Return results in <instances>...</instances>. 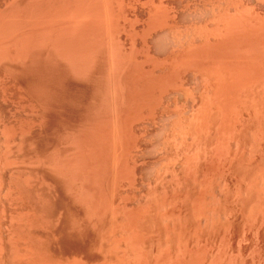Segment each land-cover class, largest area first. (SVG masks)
Instances as JSON below:
<instances>
[{
	"label": "bare ground",
	"instance_id": "bare-ground-1",
	"mask_svg": "<svg viewBox=\"0 0 264 264\" xmlns=\"http://www.w3.org/2000/svg\"><path fill=\"white\" fill-rule=\"evenodd\" d=\"M185 0H0V264H82V263H85V261L82 259L81 261V258L78 260L77 259V256H76V253L74 252L75 250L73 249L75 246H73V248L69 249L67 248L66 252L64 249L60 250L62 247L61 245V242L62 244L64 245V248L66 249V246H65V241L67 240H70L69 242H72L74 240L76 234V224L75 222L77 223V221H75V217H71V221H67V226L65 227V229L63 230L61 228V226L63 225V223H65L64 221H61L62 220V216L59 214V209H57V205L59 206L58 204V198L60 197L59 196V190L62 188H58L59 186V183L62 181L64 185V188H65V191L67 192L66 195H69L72 196L75 200H77V189L80 190L83 185L86 186L85 184L80 185L81 188H77L76 189V185H78L79 182H82L81 179H83L82 177H84L85 175L88 174L90 170V168L93 167V165L95 166V162H98V161H102V158H100L101 160H98V154H95L97 157V160H90L89 161V156H87L86 158L88 159V161L85 160V163L84 160H80L82 161L81 163L83 164H86V165H83L80 163V161L78 160V155H75L77 156V158H72L70 160L71 157H69V159H67V162H66V159H64L63 161L60 158L59 159V154H56L52 157V159L47 163L43 164V166H41V158H37L39 159V166L37 165H33V163L31 164V161H32V157L29 158L30 155H33V154H30L29 152H27L26 150H23V145L24 142L27 140V136L29 134L32 133L33 131V125L34 123H37L38 119L36 120L37 122H31V115L34 111V109L31 110L30 106H29V109L32 111L31 112V115L29 116L27 113L29 112L30 113V110L26 113V112H23L25 113V115H28L27 118H24V120L26 119L28 122H31V125L30 123H19L21 125L19 126H15L12 125V123H7L5 120H4V117L6 118L9 114H12L13 111H15L14 113H16L18 116L20 114H23L20 112V114H18L16 111H18L19 109H11L13 106V104L15 103L16 104V101L18 100L17 98H19V100H22L20 99V93L19 90H22L24 88H26V86H24L23 88V85L25 84V82L20 85H22V89L21 87H19L18 89L16 87H18V83H13V86L14 84L17 86H14L18 91H14L16 90L15 88H13L12 86V83H11V76L13 74H16V75H20L23 73L21 71H24V68L31 63V66H33L32 62L35 63L36 62V66L38 67V65H40V68H41V64L39 63L41 58H43V63L44 60H46L48 63H50V65L46 64L47 67L50 66L48 68V70L52 68L55 70H58L57 68L61 67L65 70L64 73H66L67 75V78L68 76L69 77H72V78H81L80 80H83L79 82H83L85 79L86 80H89L90 82V79L91 80H94L96 79V77H99L100 75H96L95 76V69L96 68H102L104 69L103 71H105L104 73H106L105 77L107 79H104V77L100 76L101 79L103 78V80L100 79L99 77V80H101L102 82H106L105 80H107V85H102L101 81L97 80L99 83H98V86H103L101 88H99L100 90L102 89V93L101 94V98L98 100V102L100 101L101 103L103 102L104 104L105 103H108L107 105H103L107 106V108L110 106L109 104H112L113 101L116 102V101H120L121 99H119L121 97V95L125 92V91H129V89L131 90L130 92L132 93H128L129 96H125V97H130V95L132 94V97H133V94H135L134 92V89L132 91V86L134 87V85H129L127 86L128 84H130L128 81V79L125 78V76L127 77H130L131 76V79L133 76H136V78L134 79L136 81V86H138L139 84V89L142 90L141 88V83L143 84V88H144V85H145V90L143 89V91H146L148 89V94H149V90L152 91V92H155L153 93V95H150L149 97L147 96H144L145 93L143 91H141L139 93L140 96H144L143 97V100L145 101L146 99H149L147 101H149V104L148 102L144 103V104H141L140 103V99L142 97H140L137 94H135L136 97H138L139 99H137L135 96V101L132 100V98H130L128 100V98L126 99L124 96V94H126L127 92H125L122 97L125 98V100H127L128 102L130 101H133L132 103H136V107L137 105L142 107V106H146V107H150L148 105H153L154 106V99L157 95H159L158 92H160L162 89V91L160 92L161 95H165L167 93V91L171 88V91L172 92V95H174L175 99L177 98L176 96L179 97V95L181 94L183 97L185 96L184 93L187 94V91L184 92V89H183V86L185 87V89L189 90L190 88H186V83H183L180 81V79L182 78V74L178 76V74H174V72H170L171 71V68H175V62L173 63V67H171V64L170 62L166 61L165 63H163L164 58L166 56H164L163 58V61L161 64V66L157 65V66H152V65H148V62H147V66L145 63L147 60H150L151 57H153L149 51L146 52V48H144L145 46H148L146 45L147 42L149 41L148 38H153V36H159V34L162 35V33L166 34L171 32V30H169V28H171V24H173V20L174 19H177L175 18V14H174V10H175V7H177L176 4L180 5L184 2ZM193 1V0H192ZM219 4H216L218 2H216V6L218 7L219 5V8L222 6L224 7V5L220 6L222 3L221 1L222 0H219ZM226 2L228 0H225ZM230 1H228V4H230ZM234 0H232L231 2H233ZM242 1H245V0H242ZM248 1V0H247ZM245 1V2H247ZM257 1V0H256ZM190 2V1H188ZM210 2V1H209ZM224 2V0H223ZM238 4H237V3ZM240 0L238 1H235L234 4L229 5V7L227 9H232L236 8H240V11L239 9L237 10V8L235 9V13L231 14L232 12L230 11V13H226V12H229L228 10L226 11V6H228V4H225V7L222 8L224 9L225 11V14L223 12H220L222 14H224V16H220L222 18H225V17H229V19H222L223 20V25L220 24L221 21L219 22V19H218V14H217V17L215 16V18L218 19L217 21V26L216 28H219L220 25L222 27H220L219 29H213L214 31V35L215 36H212L213 38L216 39V41L212 38V40H214L216 42V46L217 44L220 43V45H222V47H224V44H225V50H224V54H226L225 56H228L226 57L225 60H223L224 58L222 57L220 60H217L218 63L214 65V63L210 61V65H214V70L210 68H212L213 66L209 67L208 66V69L204 70L201 69L199 67V69H196L194 67L196 62L193 63V67L195 68L194 70L192 69L193 67H191V65L189 64V66H186L187 68H190L193 70V72L195 70H200V71H206V74L209 76L208 78L205 77V72L202 71V73L204 74V80L203 78L200 79L199 75H203V74H199L198 73L196 75H193L194 78L198 77L200 80L204 81V83H199L200 85H198V83H196L194 80L195 83H191V84H197L198 87L200 88L201 85L202 87L201 88H204V90L200 89L199 92H200V98L201 96L203 97L201 100L203 101L205 98L206 100H204L200 106L203 108L201 111V107H199L198 111L199 112H195L196 114L198 115H194L193 118H190L189 116V122L192 120L194 122V119H197V120H200L199 121V125L197 124V120L195 121L194 125L193 123H191V125H189L190 123L187 124L186 120L184 122H186V126L189 131L192 130V133H196L198 132V134H194V135H198V137L200 136H204L202 135L201 133V130L203 129L204 132L205 131H208L210 132L209 130H213L212 132L214 133L215 136H213V133L211 132V134H209L208 132H206L208 135H210L211 137L210 138H207V135L205 136L207 139H215L214 141H216L217 144H214V145H218L219 147V144H221L220 146V150L223 148L222 145H224V143H226L227 145L231 142V144L229 146H231V152L228 150L227 152H230L231 155H229L226 151L224 152V150H221L220 152L222 153V151L228 155H222V154H219L221 156H223L221 158V156H217L219 157V162L217 160V157L215 156L217 153H219V148L217 147V150L218 152H216V148H215V152L216 154L212 155L214 157V160H215V157H216V161L218 162L217 164L215 163V165H217V168L220 170L221 169V176L219 177L220 179L217 181L218 183H214L215 185H211V181L212 179H209V182H210V185L209 183L207 182L208 180H206L208 177H210L212 175V171L214 170V163H212L211 161H213V159L211 160L210 158V164H207L209 165L210 167L212 168V170L210 171V173L207 175V170L208 169H205L204 166L205 164L202 166L201 164V170H205V171H201L202 173H204L205 175H202V174H199L200 170L199 168L197 169L196 167L198 166L197 162L195 163V165L192 163V165L196 166H192L191 167V163H189V161L187 160V162L189 163L187 168L189 169V172L192 170V176H190L191 174L189 173L188 175V171H186V167L184 169V171H186L185 173V177H188L190 176L192 180V184L193 185H190L191 183V180H189V178L187 179L190 183L188 184L186 181H184L183 183L184 184H188L190 185L188 189H186V191L184 192V184L182 186H180V182L175 179L176 181V186L172 187L174 188V193H168L165 192V191H168L169 189H171L170 187V184H171V181H168V184L169 185H165L164 183V188H166L167 186H170L168 187V189L165 191L163 190V186H162V183H161V189L164 191H160L157 190L159 192V195H162L164 196V194L166 193V196H155V197H152L151 199L148 198V201H147V197L146 196V201L145 203L142 202L141 204L139 203V205H141L140 207L138 208H133V211L132 213H129L130 212V209L128 208L129 212H124L125 215L123 216L122 214H120L121 216H123V218H119L120 219V223L122 221V224L119 223V220L116 219L115 217V214L114 211H118L117 213H123V212H120V211H123V208L126 207V205H124L125 207L123 208H120L123 206V203L122 206H118L119 204H117V206L121 209L120 211L118 210L119 208H114L113 209L111 208V204L112 202H114L113 200L111 201L110 199H108V196H107V199L106 201L110 202L109 203V207L106 209L104 207H107V204L105 199L103 200H100L99 197H101V194L99 195V197L97 198V196H95V194L93 195V197L96 198V202H97V199L100 201V204L103 205V203H106V205L103 207V209H106V210H103V211H107L109 208L112 210V213L111 215L114 217L113 219L116 220V222L118 223V226L119 227H124L125 230L122 231V229L119 231H121L119 234L120 235H117V233H112L114 234L113 235H110L109 233L111 232V230L113 228H115L116 226L113 225V221L115 224H117L115 222V220L111 221L110 220L112 219L111 216H107V217H110L111 219L109 220H105L106 218L101 215L103 214L104 212L100 210L101 206L96 205L97 203H95L94 201L92 202V199H90V197L92 196H89L87 195V193H91V191H88L86 192L85 191V196H89L88 197H82V198H86L87 202L91 201V203L88 204L91 205L89 206L88 205V208L87 210L89 209V211H87L85 208L84 210H86L85 212L87 213V216L86 217V220H87V217L90 216V213L91 215H93V217L95 216H98V219L100 217V215L103 217V219L101 220H104V224L103 221H100V223L104 224V227L103 229L105 230L106 232V229H109L110 231L106 232V235H105V232H102V228H98L99 231L102 232V234L104 236H109L110 235V240L107 241L108 244H109V247L111 249V246L113 247V250L114 251H111L109 250V247L108 245H105V239H100L101 240V244L105 245V247H102V249H104V251L107 253L108 251H111V252H116L114 256V254H111V256L108 254L110 253H107V256L104 254L105 252L103 251V256H105V259H100L101 262L103 263H98V264H238V260H237V256L234 257L235 255L233 254L232 249L234 248H231V242L233 241V235H234V231H233V226H234V220L233 218L236 217V215L234 213H237L236 210H234L235 212H233V208L229 205V203L227 202V197H229L231 195V193L234 191V189H231L233 191H231L229 189V186H228V179L225 177L226 175H228L229 173H231V171L233 170H238L239 172H241L242 174V179H246L248 180V183L249 181H251L248 185V183L246 184H243V182H246L243 180V182H241V180H239L241 183V185H247L246 186V189H243V187H240V186H237V190L235 192L238 191V188H242V189H239V193L240 195H237L239 196L238 200H239V204H241L242 208H245V209H248V208H251V206L249 204H251L253 206V208H251L248 212V210H246L249 215L251 214L250 217H247L249 220L246 221V224H249L245 227H243L244 231L246 233H244L245 235L244 236H248L249 237V241H251V243H254L253 241L256 239L254 238L255 236H258L259 235H264V168L261 169V168H257L254 166V163H255V150L258 151L259 153L262 152V149L264 151V16L260 14H257L258 12V7L256 6V3H255V0H254V3H255V6L258 8V9H255V6H254V9L251 8V10L248 11V8L246 9L247 5L245 4V6H240V4L244 3L245 2H241ZM251 2V1H250ZM253 2V0H252ZM258 2V1H257ZM263 2V0H262ZM261 2V3H262ZM195 3V2H194ZM184 6L185 4L187 3H183ZM183 4L181 5V7L183 6ZM189 4V3H188ZM187 4V7L184 9V8H180V10H183L184 9V14H185V11H187V8H189L191 4L188 5ZM203 4V3H202ZM208 4V3H207ZM224 4V3H222ZM248 4V3H247ZM253 4V3H252ZM176 5V6H175ZM254 5V4H253ZM183 6V7H184ZM189 6V7H188ZM193 6V5H191ZM252 6V5H250ZM259 6V5H258ZM196 7V6H194ZM204 7V6H203ZM216 7V8H217ZM249 7V6H248ZM220 8V9H221ZM244 9V10H241ZM264 8V7H263ZM178 9V7H177ZM190 9H194V8H190ZM200 9V7H199ZM198 9V10H199ZM221 9V10H222ZM233 9V10H234ZM250 9V7H249ZM214 10V9H213ZM219 10V9H218ZM218 10H216L218 12ZM232 10V11H233ZM256 12V13H254ZM176 11V10H175ZM190 11V10H189ZM192 11V10H191ZM210 11V10H208ZM247 11V12H246ZM251 11V12H250ZM181 12V11H180ZM203 12V11H202ZM201 12V13H202ZM215 12V10H214ZM250 12V13H249ZM253 12V13H252ZM198 13V12H197ZM200 13V12H199ZM216 13V12H215ZM259 13V12H258ZM183 14V12H182ZM191 14V13H189ZM204 15V13H202ZM236 14V15H235ZM264 15V13H262ZM175 15V16H174ZM181 15V14H180ZM201 15V14H200ZM216 15V14H214ZM213 15V16H214ZM228 15V16H227ZM179 16V15H178ZM183 16V15H182ZM193 16V15H191ZM198 16V15H197ZM233 16V17H232ZM235 16V17H234ZM177 17V16H176ZM180 17V16H179ZM178 17V18H179ZM185 17V15H184ZM201 17V16H199ZM191 18V17H190ZM193 18V17H192ZM196 18V17H195ZM210 18V17H209ZM181 19V17H180ZM178 19V20H180ZM186 19H188L186 17ZM185 19V20H186ZM178 20H174L175 22L178 21ZM182 20V19H181ZM215 20V19H214ZM187 21V20H186ZM205 21V20H204ZM225 21V22H224ZM179 22H182V21H179ZM202 22V20H201ZM219 22V23H218ZM185 23V22H184ZM188 23V22H187ZM186 23V24H187ZM191 23H195V22H191ZM180 24V23H179ZM204 24V22H203ZM208 24H209V21H208ZM207 24V25H208ZM211 24V23H210ZM213 24H214V21H213ZM220 24V25H218ZM176 25V24H175ZM175 25H173L172 27H174ZM183 25V24H182ZM189 25V23L187 24ZM194 25V24H192ZM205 25V24H204ZM202 25V26H204ZM180 26V25H179ZM197 25H195L196 27ZM210 26V25H208ZM176 28L178 27V24L175 26ZM174 27V29H175ZM185 27V26H184ZM211 27V26H210ZM183 28V27H182ZM202 28V27H201ZM199 28L200 30H202V32L205 34L206 36V33L207 30L205 29L206 26H205V31H203V29ZM212 28V27H211ZM215 28V27H213ZM173 29V28H172ZM173 29V30H174ZM194 29V27H193ZM208 29V27H207ZM169 30V31H168ZM175 33V36L176 34L178 33L179 31V28H178V31H173ZM183 30V29H182ZM185 30V29H184ZM187 30V28H186ZM185 30V31H186ZM197 31H195L194 33H197L199 30L196 29ZM168 31V32H167ZM181 32V31H179ZM184 31H182L183 33ZM190 32V31H189ZM189 32H186L187 34ZM186 33L184 35L183 33V37H186ZM201 32L199 31L198 34H200ZM192 34V33H191ZM197 34V35H198ZM202 34V33H201ZM200 34V37L197 38V39H200L201 36H203L204 34L201 35ZM213 34V33H212ZM168 35V34H167ZM171 35V34H170ZM173 35V34H172ZM180 35V34H179ZM178 36V35H177ZM188 36V35H187ZM190 36V35H189ZM188 36V38H190ZM160 37V36H159ZM179 37V36H178ZM184 40H186L185 38H183ZM171 38H176V37H171ZM181 38V37H180ZM187 38V40H188ZM193 38V37H192ZM204 37H202L201 39H203ZM147 41H144L146 40ZM155 39V38H153ZM168 39V38H167ZM167 39H165L167 41ZM200 39V40H201ZM220 42H218L219 40ZM173 41H175L174 39H172ZM171 40V41H172ZM179 40V39H178ZM182 40V41H184ZM205 40V39H204ZM143 42H145L146 44L144 46H139L138 45V42H140L139 44H141ZM156 41V40H154ZM162 41V40H160ZM164 41V40H163ZM169 41V39H168ZM172 41V42H173ZM177 41V39H176ZM180 41V40H179ZM196 41V40H195ZM194 41V42H195ZM199 41V40H198ZM213 41V42H214ZM150 42V41H149ZM185 42V41H184ZM212 42V43H213ZM214 42V43H215ZM151 43V42H150ZM153 43V42H152ZM151 43V44H152ZM161 43V42H160ZM165 43V42H164ZM188 43H189V40H188ZM192 43V42H191ZM221 43H224V44H221ZM171 44V43H169ZM184 44V43H183ZM194 44V43H193ZM192 44V45H193ZM198 44V43H197ZM142 45V44H141ZM153 45V44H152ZM155 45H157L155 43ZM165 45L167 46L168 44L165 43ZM177 45V43H176ZM186 45V44H185ZM219 45V46H220ZM154 46V45H153ZM187 46V45H186ZM191 46V45H189ZM195 46V44H194ZM197 46V45H196ZM196 46H195V49H196ZM200 46V45H198ZM210 46V45H209ZM208 46V48H209ZM213 46V45H212ZM210 47L211 49L213 47H216L215 44L213 47ZM139 47L141 48H144L142 50L145 51V54L146 55H151L150 56V59L146 56H144V60H138V57H139V54L141 52H144L140 49H138ZM158 47V46H156ZM178 46H175V48H177ZM155 47H153V50H154ZM162 48V47H160ZM174 48V47H173ZM174 48V49H175ZM182 48V46H181ZM179 48V50L181 49ZM148 49V48H147ZM183 49V48H182ZM180 51V53L182 52H185V53H189V52H186L187 51V48H185L184 46V50ZM192 49V51L194 50L193 47L190 48ZM199 49V48H198ZM219 52V50H221L219 47L216 48ZM178 50V48H177ZM178 50V51H179ZM189 50V49H188ZM213 50V49H212ZM163 51V50H162ZM167 51V50H166ZM191 51V50H189ZM198 51V50H197ZM208 51V50H207ZM176 53L175 54V58H179L180 57V54L177 53V51H175ZM196 52V50H195ZM211 51H209L210 53ZM218 53L216 50H214V52L212 51L210 53V56L208 58L211 57V54H212V59L210 60H213V58L217 55L215 54ZM148 53V54H147ZM158 53V52H157ZM183 53V54H185ZM206 53V56L207 55V52ZM144 54V53H143ZM142 54V55H143ZM160 54V53H159ZM173 54V53H171ZM176 54H179V57H177ZM181 55L182 57L184 55ZM197 54V53H196ZM196 54L193 53L190 55L193 56L195 59H196ZM215 54V55H213ZM170 54H168L169 56ZM187 55V54H186ZM185 55V56H186ZM195 55V56H194ZM141 56V55H140ZM161 57L163 55H160ZM172 56V55H171ZM190 56V57H191ZM142 57V56H141ZM232 59H231V58ZM170 58V57H169ZM172 58L174 59V56H172ZM185 58V57H184ZM182 58V59H184ZM187 58H189V56L187 55ZM216 58V57H215ZM228 58H230L231 60H229ZM143 59V57H142ZM153 60L154 57L152 58ZM162 59V58H161ZM181 59V57L179 58ZM228 59V60H227ZM168 60V58H167ZM170 60V59H169ZM185 60V59H184ZM39 61V62H38ZM160 61V59H159ZM175 61V59H174ZM180 61V62H179ZM189 61V60H188ZM191 61H193L191 59ZM42 62V61H41ZM151 64L152 60L149 61ZM44 67H46L45 64H43ZM156 61L152 64H155ZM161 63V61H160ZM179 63V64H178ZM57 68H55V66ZM176 64L178 68H181V67H185V65L187 63V60L186 62L183 61V60H176ZM156 65V64H155ZM206 65V64H205ZM54 66V67H53ZM146 66L148 69H146ZM26 67V68H27ZM35 67L34 65V68H37ZM185 67V68H186ZM29 69L31 68L30 65L28 67ZM33 68V67H32ZM31 68V69H32ZM43 68V67H42ZM176 68L177 70H180L181 73L184 74L183 70L181 71V69H178ZM206 68V66H205ZM22 69V70H21ZM47 69V68H46ZM21 70V71H20ZM28 70V69H27ZM33 70V69H32ZM45 70V68H44ZM55 70V71H56ZM60 70H62L60 68ZM147 70V71H146ZM156 70V71H155ZM157 70H160V72L162 71L163 73L161 74H164V73H168L167 76H170V78L168 77H162L160 79H158L157 77L161 74H159V72L157 73ZM175 70V69H173ZM188 71V69H186ZM190 70V71H192ZM213 70V72H210V71ZM16 71H20L21 73L17 74ZM37 71V69L35 70ZM51 71V70H50ZM155 71V72H154ZM185 71V73L187 72ZM199 71V73H201ZM208 71V73H207ZM25 72V71H24ZM43 72V71H42ZM46 72V70H45ZM63 72V70L61 71ZM60 72V73H61ZM141 72L142 75L144 73L143 76H141ZM169 72L172 73V75L174 74L176 79L174 80V77H173V81L171 82V78H172V75L170 74L169 75ZM192 72V73H193ZM53 74L54 73H57L55 75H58L60 74L59 72H52ZM103 73V74H104ZM130 73V74H129ZM138 73L140 74V76H138L137 74L134 75V74ZM155 73L156 74V77H155ZM192 73H188L187 74H192ZM211 73V74H209ZM213 73V74H212ZM50 74V73H49ZM102 74V72H101ZM128 74V75H126ZM159 74V75H158ZM24 75V73H23ZM44 75V74H42ZM62 77L65 76L64 74H62ZM59 75V76H61ZM94 75V76H93ZM125 75V76H124ZM133 75V76H132ZM158 75V76H157ZM173 75V76H174ZM185 75V74H184ZM188 75V76H189ZM206 75V76H207ZM211 75V77H210ZM213 75V76H212ZM14 76V75H13ZM30 76V75H29ZM28 76V77H29ZM91 76L95 77V78H90ZM137 76H138V79L141 78L143 79L144 81H140L138 82L137 80ZM188 76H185L188 77ZM27 77V78H28ZM44 77V76H43ZM51 77V76H50ZM54 77V75H53ZM52 77V78H53ZM89 77V79H87ZM125 78V82L128 83L126 85L125 82H122L124 81V78ZM127 77V78H128ZM184 77V76H183ZM23 78V77H22ZM66 78V77H65ZM74 78V79H75ZM123 78V79H122ZM163 78V79H162ZM190 78V77H189ZM191 78L192 75H191ZM193 78V79H194ZM70 78H68V82L70 81L69 80ZM184 79V78H182ZM181 79V80H182ZM187 79V78H186ZM185 79V81H186ZM23 80V79H22ZM36 80V79H35ZM41 80V78H40ZM65 80V79H64ZM73 80V79H72ZM84 81L83 84L84 86H88L89 82L87 81ZM134 80L132 81L134 83ZM189 80V79H187ZM38 81V80H37ZM44 81V80H43ZM54 81V80H53ZM184 81V80H183ZM184 81V82H185ZM192 81V82H193ZM216 81V82H215ZM19 82V81H18ZM42 82V81H41ZM67 82V81H66ZM73 82V81H71ZM77 81H75L76 83ZM78 82V83H79ZM131 82V83H132ZM215 82V83H213ZM20 83V82H19ZM31 83V82H30ZM50 83V82H49ZM79 83V85H80ZM87 83V84H86ZM122 83H124L126 86L125 87H129L127 90L124 88V92H123V87H122ZM138 83V84H137ZM27 84V82H26ZM70 84V82H69ZM74 85V82L72 83ZM86 84V85H85ZM91 84V82H90ZM89 84V85H90ZM96 85L97 86V82H93L92 81V85ZM123 84V85H124ZM185 84V85H184ZM188 84V83H187ZM204 84V85H203ZM214 84V85H213ZM19 85V86H20ZM78 85V86H79ZM196 85V86H197ZM82 86V85H81ZM91 86V85H90ZM35 87V86H34ZM50 87V85H49ZM162 87V88H161ZM188 87V86H187ZM215 87V88H214ZM28 88V87H27ZM65 88V87H64ZM70 88V87H69ZM68 88V89H69ZM77 88V87H76ZM79 88V87H78ZM89 88V87H88ZM95 88V87H94ZM111 88V89H110ZM134 88H137V87H134ZM155 88V90H154ZM173 88V89H172ZM193 88V87H192ZM197 88V89H199ZM37 89V88H36ZM40 90L42 88H39ZM92 89H93V86H92ZM122 89V90H121ZM138 89V88H137ZM136 91H140L139 89ZM156 89H159L157 94H156ZM196 89V88H195ZM25 90V89H24ZM31 90V89H30ZM29 90V91H30ZM81 90V89H80ZM94 90V89H93ZM98 90V88L96 89ZM95 90V91H96ZM113 93H112V91ZM182 90V92H181ZM15 93H14V92ZM33 91V90H32ZM38 91V90H37ZM71 91V90H70ZM122 91V94L121 92ZM193 91V90H192ZM204 93H203V92ZM19 92V93H18ZM26 92V91H25ZM31 92V91H30ZM40 92V91H38ZM37 92V93H38ZM46 92V91H45ZM44 92V93H45ZM94 92V91H93ZM92 92V93H93ZM100 92V91H99ZM134 92V93H133ZM181 92V93H180ZM189 92V91H188ZM191 92V91H190ZM194 92V91H193ZM196 92V91H195ZM201 92L202 94L204 95H201ZM17 93L19 96H17ZM23 94L24 91H22ZM21 93V94H22ZM27 93V92H26ZM48 93V91H47ZM81 93V92H80ZM98 93V92H97ZM97 93L96 96L98 95ZM119 93L121 95H119ZM179 95H177V94ZM30 94V93H29ZM40 94V93H39ZM65 94V93H64ZM93 93V95H95ZM99 94V95H100ZM114 94V95H113ZM143 94V95H142ZM152 94V93H151ZM176 94V95H175ZM192 94V93H191ZM49 95V94H47ZM46 95V96H47ZM73 95V94H72ZM91 95V94H90ZM138 95V96H137ZM146 95H147V91H146ZM167 95V94H166ZM171 96L172 95L170 94V92L168 93V96ZM190 95V94H189ZM196 95V94H194ZM213 95V96H211ZM23 96V95H22ZM120 96V97H119ZM160 96V95H159ZM158 96V97H159ZM169 96V97H170ZM198 96V95H197ZM24 97V96H23ZM22 97V98H23ZM121 97V98H122ZM133 97V98H134ZM154 97V98H153ZM156 97V98H158ZM163 96H160L159 98H161ZM167 98V96H165ZM164 97V101H166ZM169 97L167 98L168 101H169ZM181 97V96H180ZM182 97V98H183ZM186 97V96H185ZM26 98V94H25V97ZM28 98V97H27ZM26 98V99H27ZM33 98V97H32ZM45 98V97H44ZM146 98V99H145ZM170 100L173 102V99ZM189 98V97H187ZM195 98V97H194ZM29 99V98H28ZM27 99V100H28ZM82 99V98H81ZM199 99V98H198ZM197 99V100H198ZM16 100V101H15ZM45 100V99H44ZM124 100V101H125ZM139 100V101H138ZM159 100V103H156L158 104V106H160L159 108H161V104L163 103L162 100L163 99H157ZM161 100V102H160ZM182 100V99H181ZM193 100V99H192ZM24 102V99L22 100ZM22 101L18 102V104L22 103ZM26 101V100H25ZM31 101V100H30ZM40 101V100H39ZM46 101V100H45ZM54 101V100H53ZM58 101V100H57ZM118 101V103H116V105L118 104V106L120 108H122L121 106H123V104L120 106V102ZM122 102H124L123 100H121ZM127 101L125 103H127ZM137 101H138V104H137ZM153 101V102H152ZM166 101V103L168 102ZM169 101V103L171 102ZM190 101V100H188ZM195 101V100H194ZM27 102V101H26ZM25 102V103H26ZM35 101L32 100L31 103L34 104ZM70 102V101H69ZM68 102V103H69ZM73 102V101H72ZM97 102V103H98ZM142 102V101H141ZM172 102L170 103V108L172 106ZM176 102V101H175ZM187 102V100H186ZM198 102V101H196ZM195 102V103H196ZM207 102V104H206ZM13 103V104H12ZM28 105H32L30 104L29 100H28ZM56 103V102H55ZM62 103V102H61ZM101 103H98V104H101ZM124 103V105H126ZM151 103V104H150ZM161 103V104H160ZM167 103V105L169 104ZM179 103V102H178ZM184 103V102H183ZM191 103V102H190ZM210 103V104H209ZM212 103V104H211ZM11 104V106H10ZM57 104V103H56ZM78 104V103H77ZM114 104V103H113ZM140 104V105H139ZM148 104V105H146ZM160 104V105H159ZM165 104V102H164ZM206 104V106H205ZM24 105L25 107H28L27 105H25L24 103H22L20 106ZM47 105V104H46ZM71 105V104H70ZM87 105V104H86ZM103 105H101L103 107ZM135 105V104H133ZM132 105V106H133ZM142 105V106H141ZM156 105V104H155ZM173 105H175V103H173ZM210 105H212L211 107H209ZM214 105V106H213ZM22 106V107H24ZM101 106L97 105L96 104V108L95 110H98V108H100ZM118 106H115L114 104V108L116 109V107L118 108ZM127 106V105H126ZM130 106V105H129ZM128 106V107H129ZM178 106V105H177ZM176 106V108H177ZM180 106H184V105H180ZM195 106V105H194ZM205 106V108H204ZM11 107V108H10ZM100 110H98V112L101 110H106L105 112H108V114L110 115H106L105 116V119L110 118L111 117H114L113 115H116L115 114H111V112H109V110H111V108L107 110V108L105 109L104 107ZM111 107V106H110ZM139 107V108H140ZM145 107V108H146ZM157 107V105H156ZM163 107H166V104L165 106H162V110L163 111ZM189 107V106H188ZM207 107V108H206ZM209 107V108H208ZM14 108V107H13ZM37 109V106L35 107ZM39 108V106H38ZM42 108V107H41ZM40 108V109H41ZM44 108V106H43ZM42 108V110H43ZM47 108V107H46ZM45 108V109H46ZM79 108V107H78ZM125 108V107H123ZM127 108V107H126ZM139 108H137L139 110ZM159 108H158V113H159ZM170 108L166 107L165 109H167L166 111H168ZM179 108V106H178ZM177 108V109H178ZM183 108V107H182ZM214 108V109H213ZM10 109L12 110L11 113H10ZM34 111L33 114L36 113L37 110L40 111V109H37ZM84 109V108H83ZM87 109V107H86ZM92 109V108H91ZM144 109V108H143ZM150 109V108H149ZM149 109H147L149 111ZM151 109H153L151 111ZM150 111H151V114L152 112L154 111L155 113L157 108L155 109V106L153 108H151ZM155 109V110H154ZM175 109V108H173ZM180 109V108H179ZM190 109V107H189ZM206 109V110H205ZM48 110V109H47ZM77 110V109H76ZM124 110V109H123ZM137 110V111H138ZM142 111V108L140 109ZM140 110L138 112H140ZM145 110V109H144ZM114 111V109H113ZM120 111V109H119ZM122 111V109H121ZM121 111L119 112L120 114ZM129 111V110H128ZM132 111V110H131ZM135 111V112H137ZM160 111V112H161ZM165 111V110H164ZM163 111V112H164ZM170 111V110H169ZM175 111V110H174ZM181 111V110H180ZM186 111V110H185ZM184 111V112H185ZM188 111V110H187ZM196 111V110H195ZM7 112V113H6ZM44 112V111H43ZM46 112V110H45ZM88 112V111H87ZM94 112V111H93ZM97 112V111H95ZM94 112V113H95ZM116 112V111H115ZM125 112V110H124ZM137 112V113H138ZM162 112V113H163ZM173 113V111H170ZM178 112V111H176ZM183 112V113H184ZM194 112V111H193ZM192 112V113H193ZM53 113V112H52ZM89 113V112H88ZM104 112L102 113H99L97 115H100V114H103ZM113 113V112H112ZM118 113V116H121L120 114ZM128 113V112H127ZM146 113L145 116L150 114V112H147V111H143L140 112V117L142 116V114ZM149 113V114H148ZM167 114V112H164V114ZM170 113V114H172ZM191 113V114H192ZM194 113V114H195ZM41 113H37L36 117H38V115H40ZM46 114V113H44ZM79 114V113H78ZM85 114V113H84ZM82 114V115H84ZM126 114V113H125ZM131 114V113H130ZM130 114L129 116H127L128 118L130 117ZM135 114V113H134ZM139 114H136V115H139ZM169 114V113H168ZM169 114V115H170ZM177 114V113H175ZM181 114V113H179ZM186 114V113H185ZM14 115V114H13ZM105 114L102 115V117L104 116ZM134 115L136 118H138L139 116H136ZM155 116L157 114H152L151 116L149 115V118L152 119L151 117L152 116ZM162 115V114H161ZM183 115V114H182ZM181 115V116H182ZM193 115V114H192ZM12 116V115H10ZM43 116V115H41ZM96 116V115H95ZM101 116V115H100ZM100 116L99 119L101 118ZM144 116V115H143ZM153 116V117H154ZM158 116V115H157ZM180 116V117H181ZM184 116V115H183ZM187 116V115H186ZM16 117V116H15ZM22 117H25L22 115ZM33 117V116H32ZM49 117V116H48ZM107 117V118H106ZM126 117V118H127ZM132 117V116H131ZM134 117V118H135ZM156 117V116H155ZM154 117V119H155ZM168 117V116H166ZM165 117V118H166ZM172 117V116H171ZM169 117V118H171ZM192 117V116H191ZM21 118V116L19 117V119ZM40 118H43V117H40ZM108 118V120H109ZM116 119L117 116L115 117ZM125 118V119H126ZM135 118V119H136ZM142 118V117H141ZM162 118V117H161ZM168 118V119H169ZM23 119V118H22ZM30 119V121H29ZM35 119V118H34ZM56 119V118H55ZM92 119V118H91ZM104 119V118H103ZM120 119V118H119ZM139 119V118H138ZM146 119V118H145ZM144 117H143V120L140 119V122L142 121V123L144 124ZM147 118V121L149 122V124L145 123V127H146V124L147 126L149 127L152 123L151 122H154L155 121H152ZM176 119V118H175ZM181 119V118H180ZM184 119V118H183ZM21 120V119H20ZM33 120V118H32ZM45 120V119H44ZM42 120V121H44ZM101 120V119H100ZM113 119H110L109 121H111ZM128 120V119H127ZM157 120V119H156ZM164 120V119H163ZM166 120V119H165ZM174 120V119H173ZM179 120V119H178ZM9 121V120H8ZM16 121V120H15ZM41 121V120H40ZM88 121V120H87ZM93 121V120H91ZM99 121V120H98ZM97 121V122H98ZM104 121V120H102ZM120 121V120H119ZM123 121V120H122ZM131 121V120H130ZM129 121V122H130ZM134 121V120H133ZM139 120L136 119V122L138 123ZM144 121V122H143ZM151 121V122H150ZM170 121V120H169ZM177 121V120H176ZM175 121V122H176ZM183 120H181L182 122ZM95 122V120H94ZM139 122V124H140ZM160 122V121H159ZM168 122V121H167ZM183 122V124L185 125V123ZM17 123V122H16ZM112 124L109 123V127H111L112 125L115 127V124L113 122H111ZM116 123V121H115ZM125 123V122H124ZM127 123V122H126ZM131 123V122H130ZM135 122H133L132 124H134ZM151 123V124H150ZM163 123V121H162ZM178 123V121H177ZM46 124V123H44ZM72 124V123H71ZM90 124V123H89ZM94 124V123H93ZM107 124V123H106ZM121 125V122L118 123ZM136 124V123H135ZM143 124L141 126H143ZM160 124V123H158ZM157 124V125H158ZM173 124V123H172ZM35 125V124H34ZM63 125V124H62ZM97 125V124H96ZM127 125V124H125ZM161 125V124H160ZM163 125V124H162ZM167 125V124H166ZM168 125H170V123H168ZM177 125V124H176ZM189 125V127H188ZM198 125V126H197ZM36 126V125H35ZM72 126V125H71ZM105 126V125H104ZM104 126L102 125L103 128H98L99 129H103L102 132L105 130L106 133H109L108 135L111 136L112 138H115L117 136V134L120 132H117V131H114V127L110 128L111 130H113L112 132L116 133V136L114 137L113 136V133L111 134L110 131L106 129H104ZM140 126V125H139ZM143 126V128H145ZM153 126V125H152ZM155 126V125H154ZM165 126V124H164ZM194 126V127H193ZM195 126L196 129H195ZM201 126H204L205 128L201 127ZM37 127V126H36ZM65 127V126H64ZM92 127V126H91ZM96 127V128H97ZM118 126H116L115 128L117 129ZM123 127V125H122ZM127 127V126H126ZM137 127V126H136ZM156 127V126H155ZM163 127V126H162ZM167 127V126H166ZM166 127H164L166 129ZM175 126H173L174 128ZM182 127V126H181ZM180 127V129H181ZM184 127V126H183ZM182 127V128H183ZM191 127V128H190ZM195 129L193 130L192 129ZM35 128V127H34ZM86 128V127H85ZM89 128V127H88ZM97 128L98 131L101 132V130H99ZM121 127L119 126V129ZM128 128V127H127ZM139 128V127H138ZM142 128V129H143ZM151 128V127H150ZM160 129V127H157ZM155 128V129H157ZM168 128V127H167ZM171 128V126H170ZM179 128V127H178ZM186 128V130H188ZM36 129V128H35ZM41 129V128H40ZM118 129V130H119ZM125 129V127H124ZM147 129V128H145ZM144 129V130H145ZM149 129V128H148ZM172 129V128H171ZM176 128H174L175 130ZM179 129V130H180ZM185 129V128H184ZM197 129H199V131H197ZM201 129V130H200ZM206 129V130H205ZM32 130V131H31ZM74 130V129H73ZM91 130V128L89 129ZM108 132H107V131ZM122 130V129H121ZM135 130V129H134ZM141 130V129H140ZM153 130V129H152ZM176 129V131H179ZM202 130V131H203ZM35 131V130H34ZM38 131V130H37ZM77 131H80V130H77ZM75 131V132H77ZM87 131V130H86ZM95 131V130H94ZM93 131V132H94ZM126 130H124L123 132H125ZM133 131V130H132ZM137 131V130H136ZM139 131V130H138ZM150 131V130H149ZM165 131V130H164ZM164 131H162L164 133ZM175 131V132H176ZM182 131V129H181ZM187 131V132H189ZM194 131V132H193ZM31 132V133H30ZM36 132V131H35ZM123 132H121V134H123ZM135 132V131H134ZM140 132V131H139ZM145 132V131H144ZM143 132V133H144ZM159 132V131H158ZM166 132V131H165ZM186 132V131H185ZM186 132V133H187ZM200 132V134H199ZM38 133V132H37ZM50 133V132H49ZM57 133V132H56ZM74 133V132H73ZM72 133V134H73ZM82 132H80L81 134ZM96 133V131L94 132ZM99 133V132H98ZM128 133V132H127ZM138 133V132H137ZM141 133V132H140ZM146 133V132H145ZM149 133V132H148ZM155 133V132H154ZM174 133V132H173ZM180 133V132H179ZM62 134V133H61ZM85 134V132H84ZM135 134V133H134ZM147 134V133H146ZM160 134H162L160 132ZM169 134V133H168ZM167 134V136L169 137V135ZM178 134V133H177ZM176 134V135H177ZM185 133H183V136ZM247 134H252L250 135L251 136V139L250 141L252 140V142H250L248 139V143L250 142V145L254 146L255 147H251L250 150H247L245 148L247 142H246V138H247ZM78 135V134H77ZM83 135V134H81ZM80 135V136H81ZM87 135V134H85ZM96 135V134H95ZM102 135V133H101ZM105 135V133H104ZM119 135V134H118ZM130 135V134H129ZM150 135V133H149ZM156 135V134H155ZM159 135V133H158ZM156 135V136H158ZM58 136V135H56ZM62 136V135H61ZM76 136V135H75ZM109 136H106V138H108ZM138 136V135H137ZM140 136V135H139ZM147 136V135H146ZM163 136V135H161ZM173 138H175V135L173 134ZM179 136H181L179 134ZM178 136V137H179ZM182 136V137H183ZM189 136V134H188ZM200 136V137H201ZM79 137V136H78ZM86 137V136H85ZM88 137V136H87ZM92 137V136H91ZM105 137V136H104ZM120 139L121 136L119 135ZM131 137V135H130ZM141 137V136H140ZM149 138V136H147ZM147 137L145 138V140L147 139ZM153 137V135H152ZM167 137V138H168ZM181 137V139H182ZM186 137V136H185ZM190 137H191V134H190ZM194 137V136H193ZM192 137V138H193ZM196 137V136H195ZM249 137V135H248ZM30 138V137H29ZM44 138V137H43ZM76 138V137H74ZM83 138V137H82ZM82 138H78V139H82ZM93 138L95 140V136L93 135ZM97 138V137H96ZM162 137H158V139L161 140ZM253 138V139H252ZM26 139V140H25ZM41 139V138H40ZM39 139V140H40ZM77 139V138H76ZM88 139V138H87ZM90 139V138H89ZM88 139V140H89ZM92 139V138H91ZM104 139V138H103ZM109 139V138H108ZM118 139V137H117ZM140 139V138H139ZM142 139V137H141ZM151 140L153 138H150ZM164 139V138H163ZM170 139V138H169ZM168 139V140H169ZM177 139V138H175ZM185 138L183 137V140ZM189 139V138H188ZM200 139V138H199ZM199 139H197L199 141ZM36 140V139H35ZM45 140V139H44ZM75 140V139H73ZM72 140V141H73ZM83 140V139H82ZM87 140V142H88ZM98 140V139H97ZM110 141L112 140L114 143L115 141L118 142V140L115 139H109ZM168 140H166L167 142H169ZM172 140V139H171ZM170 140V141H171ZM186 140V139H185ZM184 140V141H185ZM194 140V139H192ZM201 140V139H200ZM203 140V138H202ZM42 141V140H41ZM90 141V140H89ZM102 141V140H101ZM108 141V140H107ZM129 141V140H128ZM136 141V140H135ZM175 140H173L174 142ZM182 140H180L181 142ZM188 141H191V139H189ZM196 141V143L198 142ZM205 141V139H204ZM57 142V141H56ZM71 142V141H70ZM84 142V141H82ZM91 142V141H90ZM106 142V140H105ZM124 142V141H123ZM160 142V141H159ZM179 141H177V143L179 144L180 143ZM201 142V141H200ZM213 142V141H212ZM211 142V143H212ZM44 143V142H43ZM72 143H76V142H72ZM94 143V142H93ZM108 143V142H107ZM106 143V144H107ZM110 143V142H109ZM112 143V144H114ZM122 143V142H121ZM131 143V142H130ZM133 143V142H132ZM176 143V144H177ZM186 143V142H184ZM192 143V141H191ZM199 143V142H198ZM203 143V142H202ZM214 143V142H213ZM30 144V143H29ZM97 144V143H96ZM116 145L119 144V143H115ZM114 144V145H115ZM151 144V143H150ZM149 144V145H150ZM154 144V143H153ZM170 144V142H169ZM182 144V142H181ZM207 144V143H206ZM233 144V145H232ZM254 144V145H253ZM56 145V144H55ZM74 145V144H73ZM85 145V144H84ZM93 145V144H92ZM114 145L108 147V152L111 150L114 151L113 147ZM127 145V144H126ZM125 145V146H126ZM129 145V144H128ZM161 145V144H160ZM160 145H157L159 148H160ZM173 145V144H172ZM196 145V144H195ZM194 145V146H195ZM198 145V144H197ZM196 145V146H197ZM213 145V144H212ZM211 145V146H212ZM248 145V144H247ZM249 145V146H250ZM35 146V145H34ZM52 146V145H51ZM69 145H67L68 147ZM88 146V144H87ZM99 146V145H98ZM102 146H106L103 142V145ZM118 146V145H117ZM134 146V145H133ZM148 146V145H146ZM157 146L155 145V147L157 148ZM166 146H169V145H166ZM182 146V145H181ZM200 146V145H199ZM204 146V145H203ZM202 146V147H203ZM206 146V145H205ZM210 146V147H211ZM46 147V146H45ZM71 147V146H70ZM77 147V145H76ZM86 147V146H85ZM92 147V146H91ZM115 147V146H114ZM120 147V146H119ZM174 147V146H172ZM171 147V148H172ZM185 147V146H184ZM187 147V146H186ZM189 147V146H188ZM198 147V146H197ZM201 147V146H200ZM31 148V147H30ZM41 148V147H40ZM54 148V147H53ZM52 148V149H53ZM84 148V147H83ZM96 148V147H95ZM99 148V147H98ZM102 148V147H101ZM100 148V149H101ZM106 149V147H104ZM132 148V146H131ZM165 148V147H164ZM170 148V149H171ZM182 148V147H181ZM57 149V148H56ZM89 149V148H87ZM92 149V148H91ZM116 149V152H118V149L117 150V147H115ZM151 149V148H150ZM154 149V148H153ZM158 149V148H157ZM162 149V148H160ZM177 149V148H176ZM180 149V148H179ZM189 149V148H188ZM194 149V148H193ZM200 149V148H199ZM203 149V148H202ZM211 148H209L210 150ZM23 150V151H22ZM34 150V149H33ZM38 150V148H37ZM64 150V149H63ZM74 150V149H73ZM79 150V148H78ZM138 150V149H136ZM144 150V149H143ZM168 150V149H166ZM172 150V149H171ZM192 150V149H191ZM196 150V149H194ZM201 150V149H200ZM208 150V149H207ZM39 151V150H38ZM42 151V149H41ZM75 151V150H74ZM96 151V150H95ZM102 151V150H100ZM99 151V152H100ZM121 151V150H120ZM134 151V150H133ZM147 153H148V150H146ZM153 152L156 151V154H157V151L158 150H152ZM161 151V150H160ZM169 152H171L170 150H168ZM167 151V152H168ZM181 151V150H180ZM184 151V150H183ZM213 151V150H212ZM261 151V152H260ZM27 157V154L29 153V156L26 158L24 153ZM50 153V151H48ZM53 152V151H51ZM57 152V151H55ZM54 152V153H55ZM88 152V151H87ZM106 152V151H105ZM115 152V151H114ZM123 152V151H122ZM131 152V151H130ZM152 152V153H153ZM166 152V153H167ZM189 152V151H187ZM194 152V151H192ZM58 153V152H57ZM67 153V152H66ZM71 153V152H70ZM74 153V152H73ZM79 153V152H78ZM89 153V152H88ZM103 153V152H102ZM126 153V152H125ZM142 153V152H141ZM145 153V152H144ZM151 153V154H152ZM160 153V152H159ZM162 153V152H161ZM172 153V152H171ZM186 153V152H185ZM197 153V152H196ZM199 153V152H198ZM204 153V152H203ZM208 153V151H207ZM263 153V152H262ZM40 154V152H39ZM42 154V153H41ZM53 154V153H52ZM62 154V153H61ZM64 155H66L65 153H63ZM87 154V153H86ZM90 154V153H89ZM88 154V155H89ZM104 154V153H103ZM111 153H109V157ZM130 154V153H129ZM137 154V153H136ZM150 154V153H149ZM182 154V153H180ZM184 154V153H183ZM192 154V153H191ZM202 154V153H200ZM258 154V153H257ZM36 155V154H35ZM46 155V154H45ZM49 155V154H48ZM85 155V154H84ZM91 155V154H90ZM114 155V154H113ZM131 155V154H130ZM135 155V154H134ZM148 155V154H147ZM154 156V154H152ZM151 155V156H152ZM188 155V154H187ZM193 157L197 158L196 155L193 153ZM203 155V154H202ZM259 155V154H258ZM257 155V157H258ZM264 155V154H263ZM67 156V155H66ZM71 156V155H69ZM107 154H105V158H106ZM133 156V155H132ZM139 156V155H138ZM149 158L151 157L150 155H148ZM158 156V155H156ZM160 156V155H159ZM166 156V155H165ZM168 156V154H167ZM186 156V154H185ZM184 156V157H185ZM191 156V155H190ZM206 156V154H205ZM209 156V155H208ZM262 156V155H261ZM35 157V156H34ZM43 157V156H42ZM65 157V156H64ZM74 157V156H72ZM83 157V155H82ZM85 157V156H84ZM94 157L92 156L91 158L94 159ZM127 157V156H126ZM172 157V156H171ZM204 157V156H203ZM256 157V158H257ZM49 158V157H48ZM51 158V156H50ZM90 158V159H91ZM108 158V157H107ZM113 158V157H112ZM121 158V156H120ZM122 158H123V154H122ZM135 158V156H134ZM140 158V156H139ZM148 158V159H149ZM156 158V157H154ZM158 158V157H157ZM162 158V157H161ZM183 158V157H181ZM180 158V159H181ZM186 158V157H185ZM188 158V157H187ZM192 158V156H191ZM261 158V159H259ZM259 160H264L262 159V157H260L259 155ZM30 159V160H29ZM37 159L34 158L35 162L37 161ZM80 159V158H79ZM104 159V157H103ZM126 159V158H125ZM138 159V158H137ZM152 159V157H151ZM163 159L165 160L164 158V155H163ZM169 159V158H168ZM173 159V158H172ZM179 160V158H177ZM199 159V158H198ZM201 159V158H200ZM199 159V161H200ZM205 159V158H204ZM209 157L206 159L208 160ZM257 159L258 162H260L259 160ZM110 160V159H109ZM114 160V158L112 159V161ZM116 160H118L116 158ZM157 160V159H156ZM167 160V159H166ZM170 160V159H169ZM192 160V159H191ZM64 162V163H61ZM105 161V160H104ZM122 160L120 159V162ZM126 161V160H125ZM131 161V160H130ZM143 161V160H142ZM152 161V160H151ZM171 161V160H170ZM174 161V160H173ZM205 161V160H203ZM203 161H201L203 163ZM215 161V162H216ZM256 161V162H257ZM30 162V163H29ZM37 162V163H38ZM45 161H43L42 163H44ZM91 163V164H88V163ZM94 162V163H92ZM99 162V163H100ZM107 162H109L107 160ZM105 162V163H107ZM118 162V165L120 164L119 161ZM138 162V160H137ZM144 162V161H143ZM166 162V161H165ZM169 162V161H168ZM172 162V161H171ZM170 162V164H171ZM179 162V161H178ZM185 162V161H184ZM183 162V163H184ZM186 162V163H187ZM195 162V161H194ZM214 162V161H213ZM36 163V164H37ZM103 163V162H102ZM101 163V164H102ZM116 165L117 163L114 162ZM122 163L124 162H121V165ZM127 163L131 165V162H128ZM136 163V162H135ZM139 163V162H138ZM157 163V162H156ZM154 163V164H156ZM162 163V162H161ZM159 163V164H161ZM167 163V162H166ZM113 164V163H112ZM126 164V162H125ZM153 163H151L152 165ZM153 164V165H154ZM180 164H182L180 162ZM259 164H262V166L264 165L263 162L261 161V163H256V165H259ZM84 168H82V166ZM98 166H100L99 164H97ZM97 165L95 167H97ZM108 165V164H107ZM110 165V164H109ZM114 165V164H113ZM138 165V164H137ZM178 165V164H177ZM185 165V164H184ZM127 167H129L127 164H126ZM135 166V165H134ZM158 166V165H156ZM161 166V165H159ZM162 166H165V165H162ZM161 166V167H162ZM175 166V165H174ZM94 167V169H95ZM102 167V165L100 166V168ZM109 167V166H108ZM114 167V166H113ZM138 167V166H137ZM150 167V165H149ZM148 167V168H149ZM180 167V166H179ZM200 167V166H198ZM207 168H209L208 166H206ZM79 168V169H78ZM121 168V166H120ZM123 168V166H122ZM134 168V167H133ZM155 168V167H154ZM192 168V169H191ZM256 168L259 170H257V172H255ZM80 169L81 173L80 176L82 177H78V173L77 171ZM89 169L88 171H84ZM112 169V168H111ZM117 169V168H116ZM119 169V168H118ZM129 169V168H128ZM143 169V168H142ZM152 169V168H151ZM156 169V168H155ZM159 171H160V168L158 167ZM163 169H165L163 167ZM162 169V170H163ZM175 169V168H174ZM187 169V170H188ZM216 169V168H215ZM98 170V169H96ZM95 170V172H96ZM122 170V169H121ZM135 170V169H134ZM153 170V169H152ZM152 170H149L150 173ZM194 170H199V171H194ZM79 171V172H80ZM94 171V170H93ZM103 171V170H102ZM109 171V170H108ZM126 171V170H125ZM148 172V170H146ZM156 171V170H155ZM167 171V170H166ZM172 172V169L170 170ZM182 171V170H181ZM92 172V171H91ZM89 172V174L91 173ZM98 173L100 172L97 171ZM96 172V173H97ZM103 172H106V171H103ZM110 172V171H109ZM119 172V171H118ZM127 172V171H126ZM130 172V171H128ZM162 171H160V174ZM193 172H197L199 175H196L193 174ZM215 173V170L213 171ZM102 173V172H101ZM100 173V174H101ZM108 173V172H106ZM111 173V172H110ZM167 173V172H165ZM168 173L169 170H168ZM213 173V174H214ZM88 174V175H89ZM93 174V173H92ZM104 174V173H103ZM124 174V173H123ZM129 174V173H128ZM131 174V173H130ZM142 174V173H140ZM146 174V173H145ZM148 174V173H147ZM157 174V173H155ZM172 174V173H171ZM211 174V175H210ZM127 175V174H126ZM143 175V174H142ZM140 175V176H142ZM153 175V174H152ZM167 175V174H166ZM210 175V176H209ZM231 175V174H229ZM228 175V176H229ZM234 175V174H232ZM231 175V176H232ZM93 175L90 174V177L92 178ZM100 176V175H99ZM125 176V175H124ZM138 176V177H140ZM145 176V175H144ZM143 176V177H144ZM149 176V175H148ZM161 176V175H160ZM182 176V175H181ZM182 176V177H184ZM231 176H229L230 178H232ZM236 176V174H235ZM239 176V175H238ZM86 177V176H85ZM84 177V178H85ZM88 177V176H87ZM86 177V178H87ZM89 177V178H90ZM95 177V176H94ZM93 177V180H96V178ZM97 177V176H96ZM107 177V176H106ZM119 177V176H118ZM129 177V176H128ZM133 177V176H132ZM142 177V178H143ZM154 177V176H153ZM165 178V176H163ZM162 177V178H163ZM167 177V176H166ZM170 177V176H169ZM212 177V176H211ZM210 177V178H211ZM228 177V178H229ZM237 177V176H236ZM81 178V179H80ZM85 180L88 181V178ZM90 178V180H91ZM101 178V177H100ZM116 178V177H115ZM127 178V177H126ZM137 178V177H136ZM156 178V176H155ZM173 178V177H172ZM216 178H218L216 176ZM99 179V178H98ZM104 179V177H103ZM122 179V178H121ZM130 179V178H129ZM134 180V177L132 178ZM147 179V178H146ZM171 179V177H170ZM183 179V178H182ZM235 179V178H234ZM111 180V179H110ZM118 180V179H117ZM132 180V182H133ZM136 180V179H135ZM144 181V179H141ZM151 180V178L149 179ZM153 180V179H152ZM162 180V179H161ZM165 180V179H164ZM163 180V181H164ZM169 180V179H168ZM174 180V179H173ZM84 181V180H83ZM87 181H84L82 183H86ZM92 181V180H91ZM101 181V180H100ZM121 181V180H120ZM119 181V182H120ZM129 181V180H128ZM137 181V180H136ZM135 181V182H136ZM148 181V180H147ZM227 181V182H226ZM232 181V180H231ZM237 181V179H236ZM90 182V181H89ZM88 182V183H89ZM93 182V181H92ZM91 182V184H92ZM96 181H94V184L97 185L99 183H95ZM105 182V181H104ZM107 182V181H106ZM113 182V181H112ZM125 182V181H124ZM130 181V183H132ZM151 182V181H150ZM155 182V181H154ZM174 182V181H172ZM213 182V180H212ZM255 185H253L254 183ZM108 183V182H107ZM118 183V182H116ZM147 183V182H146ZM156 183V182H155ZM159 183V182H158ZM166 183V182H165ZM175 183V182H174ZM172 183V184H174ZM230 183V182H229ZM81 184V183H79ZM90 183L88 184L89 186L91 185ZM109 184V183H108ZM122 184V183H121ZM125 184V183H124ZM138 184V183H136ZM150 184V183H148ZM167 184V183H166ZM171 184V185H172ZM182 184V183H181ZM186 184V185H187ZM114 185V184H113ZM143 185V184H142ZM153 185V184H152ZM179 185V186H177ZM187 185V186H188ZM46 186V187H45ZM60 186H61V183H60ZM76 186V187H75ZM101 185H99L100 187ZM107 186V185H106ZM119 186V185H118ZM117 186V187H118ZM126 186V185H125ZM131 186H135L131 184ZM145 186V185H144ZM142 186V188L144 187ZM151 186V184H150ZM155 186V185H154ZM166 186V187H165ZM185 186V187H187ZM193 186V190L192 192L190 193L189 189L190 187ZM256 188H255V187ZM88 187V186H87ZM90 187H93L90 186ZM95 187V186H94ZM93 187V189H94ZM97 187V186H96ZM109 187V186H108ZM116 187V186H115ZM121 187V186H120ZM141 187V186H140ZM159 189H160V186H158ZM183 189H182V188ZM236 187V186H235ZM46 188H48L46 190ZM63 188V189H64ZM104 187H102L103 189ZM127 188V187H126ZM131 188V187H130ZM137 188V187H136ZM141 188V189H142ZM146 188V187H145ZM150 188V187H149ZM148 188V189H149ZM233 188V187H232ZM62 189V190H63ZM92 189V188H91ZM92 189V190H93ZM132 189V188H131ZM139 189V190H141ZM157 189V188H155ZM153 189V191L151 193H156L157 191ZM160 189V190H161ZM61 190V191H62ZM87 190V189H85ZM88 190H90L88 188ZM97 189H95V192H96ZM99 190V189H98ZM105 190V188H104ZM103 190V191H104ZM178 190L182 191L184 194H182V192H178ZM188 190V191H187ZM60 191V192H61ZM100 192L102 190H99ZM97 191V192H99ZM135 191V189L133 190V192ZM144 191V190H143ZM147 191V190H146ZM151 190H149V193H150ZM171 191V190H170ZM177 191V193H176ZM231 191V192H230ZM81 192H84V189L81 190ZM93 192V193H95ZM99 192V193H100ZM106 192V191H104ZM103 192V193H104ZM111 192V191H110ZM132 192V193H133ZM139 192V191H138ZM157 192V193H158ZM162 192V193H161ZM172 192V191H171ZM232 193L231 196L234 195V193ZM250 192V193H249ZM80 193V192H79ZM78 193V194H79ZM98 193V194H99ZM102 193V194H103ZM117 193V192H116ZM131 193V194H132ZM135 193V192H134ZM133 193V194H134ZM146 193V192H145ZM150 193V194H151ZM238 193V192H237ZM62 194V192H61ZM97 194V195H98ZM106 194V193H105ZM119 194V193H117ZM122 194V193H121ZM128 194V193H127ZM130 194V195H131ZM132 194V196H133ZM149 194V195H150ZM171 194V195H170ZM64 195V194H62ZM66 195L64 197H66ZM81 195V194H80ZM80 195L78 196V199H80ZM83 195V194H82ZM83 195V196H84ZM141 195L142 194V191H141ZM147 195V193H146ZM158 195V194H157ZM168 195V196H167ZM59 196V197H58ZM125 196V195H124ZM139 196V195H138ZM151 196V195H150ZM149 196V197H150ZM230 196V197H231ZM236 196V195H235ZM69 197H67L69 199ZM80 197V198H79ZM91 197V198H93ZM111 197V196H110ZM140 197V196H139ZM145 197V196H144ZM161 197V198H159ZM229 197V198H230ZM63 198V197H62ZM94 198V199H95ZM101 198H104V196H102ZM118 198V197H117ZM124 198V197H122ZM129 198V197H128ZM136 201V198L133 197ZM60 199V198H59ZM67 199V202L68 204L70 203ZM83 199V200H84ZM144 199V200H145ZM150 199V200H149ZM64 199H62V202H63ZM70 200L72 202V198L70 197ZM73 200V202H77ZM81 200V199H80ZM86 200H85V203H86ZM127 200V199H126ZM125 200V201H126ZM129 200V199H128ZM127 200V201H128ZM132 200V199H130ZM139 201V198L137 199ZM140 200H143V197L142 199ZM232 200H234L232 198ZM66 202V199L64 200ZM98 201V202H99ZM103 201V203L101 202ZM119 201V200H118ZM133 203H135L134 200H132ZM61 202V201H60ZM59 202V203H60ZM64 202V203H65ZM72 202V203H73ZM82 202V201H80ZM141 202V201H140ZM63 203V204H64ZM70 205V207L73 209L75 206L72 207V204ZM78 204H81L79 203V201L77 202ZM84 201L82 202V207H83V204L87 206V204H85ZM116 203V202H115ZM121 204V201L118 202ZM237 203V204H238ZM254 203V205H253ZM67 204V203H66ZM77 204V205H78ZM125 204H128V203H125ZM143 204V205H142ZM61 205V204H60ZM65 205V204H64ZM249 205V206H248ZM136 206V205H135ZM69 207V206H68ZM129 207V206H127ZM178 207H181V209H179ZM182 207L184 208V210H182ZM63 208V207H62ZM61 208V209H62ZM70 208V209H71ZM76 208V207H75ZM78 208V207H77ZM76 208V209H77ZM65 209V208H64ZM69 210V208H67ZM83 209V208H82ZM102 209V208H101ZM138 209V210H137ZM67 210V214H68V211ZM111 210H108V214L110 213ZM114 210V211H113ZM125 210V209H124ZM127 210V209H126ZM127 210V211H128ZM101 211V212H100ZM115 211V212H116ZM136 211V212H135ZM74 212V210H73ZM72 212V214L69 212V215H73L74 213ZM80 212V211H79ZM84 212V211H83ZM85 213V214H86ZM123 213V214H124ZM247 213V214H248ZM64 214V213H63ZM234 214V217L232 218ZM240 214V213H237V215ZM246 214V215H247ZM66 215V214H64ZM70 215V216H71ZM76 215V213H75ZM89 215V216H88ZM117 215V214H116ZM119 215V214H118ZM117 215V216H118ZM119 215V216H120ZM244 215V214H243ZM241 215L243 218L244 216L246 215ZM248 215V216H249ZM61 216V217H60ZM67 216V215H66ZM118 216V217H119ZM65 217V216H64ZM84 217V218H85ZM92 217V216H91ZM92 217V218H93ZM95 221L97 220V218H95ZM69 218V217H67ZM66 218V219H67ZM83 218V219H84ZM90 218V217H89ZM88 218V220H89ZM90 218L91 220L90 221H85L86 225L90 222H92L94 219ZM105 218V219H104ZM242 218V219H243ZM246 218V217H245ZM244 218V219H245ZM70 219V218H69ZM82 219V220H83ZM122 219V220H121ZM241 219V220H242ZM64 220V219H63ZM118 220V221H117ZM246 220V219H245ZM66 221V220H65ZM94 221V223H95ZM107 221L110 222V224L112 223L113 227L112 229L110 224H107ZM237 221V219H236ZM83 222V221H82ZM89 222V223H87ZM240 222V220H239ZM248 222V223H247ZM62 223V224H61ZM66 223L64 225H66ZM79 223V221H78ZM84 223V222H83ZM81 224L83 225L84 227H87L85 224ZM245 223V222H244ZM242 223V224H244ZM93 224V222H92ZM120 224V225H119ZM63 225V227H64ZM91 225V224H90ZM94 225V224H93ZM96 225V223H95ZM99 225V224H98ZM105 225H109L107 227H105ZM239 225V224H238ZM80 226V225H79ZM237 226V225H236ZM240 226V225H239ZM81 228H84L82 226H80ZM78 227V228H80ZM91 227V226H90ZM95 227V226H94ZM98 227V226H97ZM242 227V226H241ZM80 228V229H81ZM106 228V229H105ZM90 229V228H89ZM95 229V228H94ZM101 229V230H100ZM117 229V228H115ZM113 229V231H117ZM156 230V232L154 230ZM79 230V229H78ZM103 230V231H104ZM236 230V229H235ZM83 231V230H82ZM151 231L150 234H152V232L155 234L158 232V236L159 238H157V242H155V245L154 243H152V241L150 242V239L149 237H151V235H147L149 232ZM66 234H65V233ZM79 232V231H77ZM64 233V234H63ZM107 233L109 235H107ZM78 234V233H77ZM95 234V233H94ZM99 234V233H97ZM101 234V235H102ZM236 234V233H235ZM239 234V233H238ZM66 235V236H65ZM102 235V236H103ZM122 235V237L120 238V236ZM149 236L148 238H145L147 236ZM156 235V237H157ZM63 236L66 237V240L64 238L63 239ZM79 236V235H78ZM113 236V237H112ZM116 236L118 237V239L116 238ZM236 236V235H235ZM242 236V234H241ZM243 236V237H244ZM91 237V235H90ZM111 237L114 239L113 241H111ZM153 237V236H152ZM151 237V238H152ZM154 236V238H156ZM251 237L254 238L251 239ZM94 238V237H92ZM105 238V237H103ZM108 238V237H107ZM106 238V240H107ZM120 238V239H119ZM245 238V237H244ZM260 238V236H259ZM84 239V238H82ZM99 239V238H97ZM235 239V237H234ZM251 239V240H250ZM90 240V239H89ZM94 240V239H92ZM103 240V242H102ZM151 240H154L153 238ZM156 240V239H155ZM253 240V241H252ZM257 240V239H256ZM64 241V242H63ZM77 241V240H76ZM79 241V240H78ZM83 241V240H81ZM112 244H110L111 242ZM67 242V243H69ZM75 241H73L72 243H74ZM91 242V241H89ZM106 242V244H107ZM154 242V241H153ZM236 242V241H235ZM243 242V241H242ZM258 242H259V239H258ZM96 243V242H95ZM240 243H241V240H240ZM77 244V243H76ZM84 244V243H83ZM87 244V242H86ZM94 244V243H93ZM154 244V245H153ZM239 244V243H238ZM68 245V244H67ZM78 245V244H77ZM91 245V244H90ZM100 245V244H99ZM101 245V246H102ZM111 245V246H110ZM237 245V244H236ZM241 245V244H240ZM249 245V244H248ZM255 245V243H254ZM257 245V243H256ZM71 246V245H69ZM93 246V245H92ZM108 247V250L105 249ZM253 244L250 245V247H252ZM61 247V248H60ZM86 247V246H85ZM100 247V246H99ZM234 247V246H233ZM246 247V246H245ZM248 247V246H247ZM259 247V246H258ZM257 247V249H259ZM77 248V247H76ZM95 248V247H94ZM93 248V250H94ZM229 248H231V250H229ZM78 249V248H77ZM90 249V248H88ZM92 249V247H91ZM101 249V250H102ZM240 249V248H239ZM245 249V248H244ZM261 249V248H260ZM64 250V251H63ZM84 250V249H83ZM100 250V251H101ZM62 251V252H61ZM96 251V250H95ZM216 251V252H215ZM99 252V251H98ZM235 252V251H234ZM83 253V252H82ZM102 252H100L101 254ZM240 253V252H238ZM247 253V252H246ZM249 254V253H248ZM264 254V253H263ZM101 255V256H102ZM234 255V256H233ZM100 256V257H101ZM82 257V256H80ZM83 258V257H82ZM104 258V257H102ZM245 258V257H244ZM249 258V257H248ZM258 258V257H257ZM85 259V258H84ZM89 260V259H87ZM245 260V259H244ZM259 260V259H258ZM99 261V262H100ZM240 261V259H239ZM256 261V260H255ZM262 262V261H261ZM88 263V262H87ZM90 263H92L90 261ZM95 263V262H93ZM240 263V262H239ZM242 263V262H241ZM240 263V264H241ZM260 263V262H259ZM86 264V263H85ZM89 264V263H88ZM246 264V262H245ZM250 264V263H249Z\"/></svg>",
	"mask_w": 264,
	"mask_h": 264
},
{
	"label": "rangeland",
	"instance_id": "rangeland-1",
	"mask_svg": "<svg viewBox=\"0 0 264 264\" xmlns=\"http://www.w3.org/2000/svg\"><path fill=\"white\" fill-rule=\"evenodd\" d=\"M188 1H190V2H188ZM210 1V2H209ZM218 2V3H216V2ZM229 1V0H228ZM228 1L226 2L225 0H224V2H223V0L221 1L222 3H224V4H222V3H220L221 5L220 6H222V5H224V7H225V4H228ZM232 1V0H231ZM230 1V4H228V6H226V11L228 10H230L232 13L231 14H233V13H235L238 9H239V11H240V8H237V6H236V8H237V10L235 11V9L233 10L232 9V7H231V9H227L228 7H229V5H231L232 6V4L231 3H233L234 4V2L235 1H238V0H234L233 2H231ZM241 2H245V1H247V0H245V1H242V0H240ZM251 1V2H250ZM258 1V2H257ZM255 0V3H256V6L259 8H257L256 6H255V3H254V0H253V2H252V0H248L247 2H245L244 3V5H243V3L242 4H240L239 5V7L240 6H245V4L247 5V7H246V9L248 8V11L249 10H251V8L252 9H254V6H255V9H258V12H257V14H260L261 12L262 13H264V0H263V2H262V0ZM195 2V3H194ZM219 0H185L183 3H189V4H191V5H193V6H191V5H189L188 7L189 8H187V11H185V14H184V9L187 7V4H185V6H184V4H183V6L181 7V5L182 4H180V5H178V4H176L177 5V7H178V9H177V7H175V10H174V14L177 16H175V18H177V19H174V20H178V19H180V17H181V19L180 20H178V21H174L173 20V24H171V28H169V30H171V32H169V33H167L166 34V36H165V34L164 33H162V35L161 34H159V36L157 37V36H153V38H155V39H153V38H148L149 39V41L154 45H152L149 41L147 42V44L145 43V42H143L142 41V45L141 44H139L140 42H138V45L139 46H144L145 44L146 45H148V46H145L144 48H146L145 50H146V52L147 51H149V53L154 57V59L155 60H153L152 58L153 57H151V59H150V56L151 55H146L145 54V51L144 50H142V49H144V48H141V47H137L138 49H140V50H142V51H144V52H142V54H141V52H140V54H139V57H138V60H139V58H140V60H144V56H148L147 57V59L149 58L150 60H152V62H151V64H149L150 62V60H147L146 61V65H147V62H148V65L150 66V65H152V66H161V64H163V63H165L166 61H168V62H170V64H171V67H173L174 65H175V68H171V71L170 72H174L175 71V73L174 74H178V73H180V74H178V75H176L177 76V78H178V76L179 75H181L182 76V78H184V79H180V81L181 82H183V83H186V88H190L189 90L187 89H185V87L183 86V89H184V92L185 91H187V94L186 93H184V95L186 96H182L181 94L183 93L182 92V90H181V94L179 95V94H177V95H179V97L178 96H176L177 98L175 99L174 97V95H172V92L171 91H169V90H171V88L167 91V95L165 94V95H161L160 94V92L162 91V89H160L161 91L160 92H158V90L159 89H156L157 91H156V94H157V92L159 93V95L160 96H163V97H161V98H159L160 96L159 95H157L156 97H158V98H156L155 97V99H154V103L157 105V107H156V105L154 104V106H155V109L157 108V110H156V112L157 113H155L154 111L152 112V114H157V115H153L154 117H155V119H154V117L152 116L151 118L152 119H150L149 118V115L151 116L152 114H151V111L153 110V109H151V108H153L154 106L153 105H148L149 104V101H147V100H149V99H146L145 101L143 100V97L144 96H150V95H153V93H155V92H152V91H150L149 90V94H148V89L146 90L147 91V95H146V91H143V89L145 90V85H144V88H143V84L142 83H144V82H140V81H144L143 79H141V78H139L138 79V76H140V74H138V73H136L138 76H137V80H138V82H140L141 83V89L142 90H140L139 89V84H138V86H136V81L134 80L135 78H136V76H133L132 77V79H131V76L130 77H128L129 75L128 74H126V75H128L127 77L125 76V78L126 79H128V80H130V81H128L130 84H128V83H126L125 82V78H124V81H122V82H125L126 83V85L127 86H129V85H134V87H137L140 91H136V89L137 88H134L133 86H132V91H133V89H134V92H135V94H137L138 93V95H139V93L141 92V91H143L144 93H145V95L142 97V96H140V97H142L140 100L142 101H140V103L141 104H144V103H146V102H148V104H146V105H148V106H150L149 108L151 109V111H150V109L148 108V107H146V106H142V107H140V106H138L137 105V107H136V103H132L133 101H135L136 102V100L137 99H139L138 97H136L135 96V94H133V97L135 96L137 99H135V97L133 98L132 97V94L130 95V97H125V96H129L128 95V93L130 94V93H132V92H130L131 90V88L129 89V91H125L124 90V88L126 89H128L129 87H131V86H129V87H125L126 85L124 84V83H122V89H123V92L125 91V92H127L126 94H124V96L123 97H125L126 99L128 98V100L130 99V98H132V100L133 101H131V103H130V101L128 102L127 100H125V98H123L122 97V91H120L121 92V94L119 93V95H121V97L119 98V99H121V100H125L124 102H122L121 100L119 101L120 102V106L123 104V106H121L122 108H120L119 106H118V101H116V102H114L113 101V103L115 104V106H118V108L116 107V109L114 108V104L112 103V104H109L110 106L108 107L109 109L111 108V110H109V112H111V114L113 115V114H115L116 113V115H113L114 117H111L110 116V118H109V116H108V118H109V120L110 119H113V120H111V121H109L108 120V118L107 119H105V116L106 115H110V114H108V112H105L106 110H101V112L99 111L98 112V110H100L101 109V105H103L100 101L98 102V100L101 98V94L100 93H102L101 91H102V89L100 90L99 88H101V87H103L104 85H107L108 83H107V80H105L106 82L105 83H107V84H105L104 82H102L101 80H103L104 81V79H107L106 77H105V75H106V73H104L105 71H103L104 69H102V68H96L95 69V71H94V73H95V76L96 75H100V76H102V77H104V79L102 78L101 79V77H100V79L101 80H99V77H96V79L97 80H99V81H101L102 83V85L103 86H98V81L95 79V81L97 82V86L96 85H92V81L93 82H95L94 80H91L90 79V82H91V84H90V82H89V80H86L87 82H89V84L91 85H89L88 84V86H84L83 84V82L85 81H83V82H81V83H83V84H81L80 82H79V80L81 79V78H72V77H69L68 76V78H70L69 80V82H70V84H69V82H68V78H67V75H66V73H64L65 72V70L62 68V66L60 67L62 70H63V72H61L62 70H60V68L58 67H56L54 64V66H55V68H57L58 70H54L53 68H52V66H51V68L48 70V68L50 67V66H48L47 67V65L49 64L50 65V63H49V61H48V63H46L47 61V59L46 60H44V62L47 64H45V63H43V58H41V59H39L40 60V64H41V68H40V65H38V67L36 66V62L37 61H35V63L34 62H32V64H33V66H31V63L29 64L30 65V67L33 69H29L28 67H29V65H28V67L26 68H24V71H21V72H23L24 73V75H23V73L21 74V76L20 75H16V74H13L12 76H11V83H12V86H13V83H18V87H16L17 89L19 88V87H21V89H22V85H23V83L25 82V84L23 85V88H24V86H26V88H24V89H22V90H19V92H21L22 93V91H24V93L26 94V98L29 100V102H30V104H32V105H28V100L26 99V98H24L25 97V94H19L21 97H20V99H24V102L22 101V100H19V98H17L18 100L16 101V104L14 103H12L13 105V107L11 106V104H10V106L12 107H10L11 109H19L18 111H16L17 113L19 112V111H21V113H23V112H28L30 109H29V106H30V108H31V110L32 109H34V111H35V107L37 106V109H40L41 107L43 108V106H44V108H43V110H42V108L40 109V111L41 112H39V110H37L36 111V113L35 114H33L34 113V111H33V113H32V115H31V110H30V113L28 112H26L29 116L31 115V122L33 123V122H37V123H34V124H32L33 125V131H32V133L31 134H29L28 136H27V140L24 142V144L25 145H23V150H26L27 152H29L30 154H33V155H30L29 156V153L27 154V157L29 156V158L30 157H32V161H31V164L33 163V165L35 164V165H37V166H39V165H41V166H43V164H45V163H47L48 164V162L52 159V157L54 156V155H56V154H59V159L60 158H62L63 157V159H61L62 161L64 160V159H66V162H67V159H69V157H71L70 158V160L72 159V158H77V156H75V155H78V160L80 161V160H84V162L83 163H85V160L86 161H88V159L86 158L87 156H89L88 158H89V161L90 160H97V158H98V160H101L100 158H102V161L100 162V161H98V162H95V166L97 165V164H99L100 166L102 165V167L100 168V166H98L97 165V167H95L94 165H93V167L92 168H90V170L92 171H89V172H91L90 174L91 175H93L92 176V178L90 177V174H89V172H88V174L87 175H85L87 178H88V181L87 180H85V178L84 177H82V176H80V174L79 173H81V171L80 170H82V169H80V170H78L77 171V173H78V177H82L83 179H81V181L82 182H84V181H87L86 183H82V182H80V181H78L77 180V182H79V183H81V184H79L78 183V185H76L75 187H76V189L77 188H81L82 187V185L83 184H85L86 186H84L83 185V187L80 189V190H78L77 189V192L79 193H76L78 196L80 195V199H78V196H77V200H75L72 196H70L73 200H75V201H79V203H81V204H78L77 202L75 203V202H73V200H72V202H71V200H70V197H69V195H66V191H65V188H64V186H62V185H64L63 184V182L61 181L60 183H61V186H60V183H59V186H58V188L60 187H62L60 190H59V198H58V204H59V206L57 205V209H59V214L60 213H64V214H66V215H64L63 213L62 214H60L61 216H62V220L61 221H64L65 223L69 220V221H71L74 217V219H75V221H79V223H78V221H77V223L75 222V226H76V235L75 236H77V237H75L74 238V240L73 241H75L74 243L75 244H73L72 242H69L70 240H68V238H67V240H66V235L65 236H63V239L62 240H64V238H65V246H66V249L64 248V245L62 244V242H61V249L60 250H62V249H64L65 250V252H66V250H67V248H68V250L67 251H69V249L71 248H73V246H75L73 249L75 250L74 252L76 253V256H77V259L79 260L80 258H81V261H82V259L85 261V263L86 264H98V263H103V262H101L100 261V259H105V256H103L104 254L107 256V253H109L108 254V256L110 255L111 256V254H114V256H116L115 255V253L114 252H111V251H114L113 250V247L111 246V249H110V247H109V244H108V242L107 241H109L110 240V235H113L114 236V234H112L113 232L114 233H117L118 231H119V229L121 230L122 229V231L123 230H125V228L124 227H119L118 226V223L116 222V220L115 219H113L115 216V218L116 219H118L119 220V223H120V219L119 218H123V216L125 215V213L126 212H129V210H128V208L130 209V212L129 213H132L133 211H131V210H133V208H138V207H140L141 205H139L138 206V204L140 203H142V202H144L145 203V201H146V199H147V201H148V198H152V197H157V196H163L162 194L164 193V191H165V189L167 190L168 189V187H170L171 189H169L168 191H165V192H169V193H174V186H176V182H180L179 184H180V186H182L185 182L184 181H186L188 178H189V180H191V183L188 181H186L188 184L190 183V185H193L192 183V180L193 179H191V177L190 176H192V173H190V172H192V170L193 169H195V168H191L192 170L189 172V169L187 168V166H186V164L188 165L189 163H191V167L192 166H194L195 165V163L197 162V160H198V162L197 163H199V164H197L198 166H200V167H196V166H194V167H196L197 169L199 168V170H194V171H199L200 173L199 174H202V175H205L204 173H202L203 171H205L204 169L203 170H201L202 168H201V165L203 164H205V166H204V168L205 169H208L207 170V175L210 173V171L212 170V168L211 167H213V166H209V165H207V164H210L211 162L212 163H214L213 165H214V170H215V173L212 171V177L210 178V177H208L206 180H208L207 182L209 183V185H210V182H209V179H212L213 180V182H212V180H210L211 181V185H215L214 183H218L219 181V177L221 176V169L219 170L218 168H217V165H215V163L217 164L218 162H219V157L221 156V155H219V154H222V155H231V146H229L230 144H231V142L227 145L226 143H228V142H226V143H224V145H222L223 146V148L221 149V150H224V152L226 151H228L229 149H231V150H229L230 152H227L228 154H226V153H224L223 151H222V153L220 152L221 150H220V145L221 144H219V147H218V145L216 146V145H214V144H217L216 143V141H214L215 139H213V138H211V139H207V138H210L211 136H212V134H211V132L213 131L212 129L211 130H209L210 132H208V131H205L204 132V130L202 131L201 129V133H202V135H204V136H201V134H200V132H199V134H200V136L198 137V135H194V134H198V132H194V133H192V130H190L189 131V129L187 128V127H185L188 123H193V125H194V123H195V121L197 120V119H194V122L191 120L190 122L188 121L190 118H193V116L194 115H198V114H196L197 112H199L198 111V109H199V107H201L200 106V104L204 101V100H206V98L202 101L201 99L204 97H202L201 96V98H200V92H199V90L200 89H202V90H204V88H201L202 87V85H201V87L199 88L198 87V85H200L199 83H204L205 84V82L204 81H202V80H200V79H202L203 78V80H204V74L202 73V71H200V70H198V72H197V70H195L197 73H198V75L199 74H203L202 76L201 75H199V77H200V79L199 78H197L198 77V75H197V77H195L194 78V76L193 75H196L197 73L194 71L193 72V70L196 68V66H197V68L196 69H199V67L201 68V66H202V68L201 69H203L204 68V70L206 69H208V66L210 65V61H211V63L213 62L214 63V65L215 64H217L218 63V61L217 60H220L223 56L225 57H223L224 59L223 60H225L226 59V57H228V56H225L226 54H224L225 52H224V50H225V44L224 43H221V44H224V47H222V45H220V43L219 44H217V46H216V39L215 38H217V37H215V38H213L212 36H215L214 35V30L215 29H219L220 27H222L220 24H222L223 23V20L222 19H229V17H230V15H229V17H225V18H222V19H220L221 17L220 16H224V14H225V11H224V9H222V8H224L223 6H222V10L219 8V5H218V7L216 6V4H219ZM241 2H239V3H241ZM262 2V3H261ZM203 3V4H202ZM208 3V4H207ZM216 3V4H215ZM237 3V2H236ZM248 3V4H247ZM254 5H253V4ZM238 4V3H237ZM175 5V6H176ZM235 5V4H234ZM250 5H252V6H250ZM259 5V6H258ZM179 6H180V8L182 9V8H184L183 10H180V8H179ZM194 6H196V7H194ZM204 6V7H203ZM250 7V9H249V7ZM199 7H200V9H199ZM217 7V8H216ZM190 8H194V9H190ZM199 9V10H198ZM215 10V12H214V10ZM219 9V10H218ZM245 9V8H244ZM244 9H242L241 8V10H244ZM245 9V10H246ZM186 10V9H185ZM190 10V11H189ZM192 10V11H191ZM208 10H210V11H208ZM216 10H218V12L216 11ZM233 10V11H232ZM244 10V11H245ZM181 11V12H180ZM203 11V12H202ZM223 12L224 14H222V13H220V12ZM230 11L229 12H226L227 14L228 13H230ZM235 11V12H234ZM253 11V10H252ZM254 11H256V10H254ZM253 11V12H254ZM261 11V12H260ZM182 12H183V14H182ZM198 12V13H197ZM200 12V13H199ZM204 13V15L202 14V13ZM247 12V11H246ZM251 12V11H250ZM249 12V13H250ZM252 12V13H253ZM189 13H191V14H189ZM254 13H256V12H254ZM261 13V15L262 16H264L263 14ZM181 14V15H180ZM201 14V15H200ZM214 14H216V15H214ZM217 14H218V19H219V22L221 21V23L220 24H218V25H220V27L219 28H216V26H217V21H218V19L217 18H215V16L217 17ZM222 14V15H221ZM180 17H179V16ZM183 15V16H182ZM184 15H185V17H184ZM191 15H193V16H191ZM198 15V16H197ZM214 15V16H213ZM226 15V14H225ZM236 15V14H235ZM199 16H201V17H199ZM228 16V15H227ZM179 17V18H178ZM186 17L188 18V19H186ZM191 17V18H190ZM193 17V18H192ZM196 17V18H195ZM210 17V18H209ZM233 17V16H232ZM235 17V16H234ZM187 21H186V20ZM215 19V20H214ZM201 20H202V22H201ZM205 20V21H204ZM217 20V21H216ZM179 21H182V22H179ZM195 22V23H191V22ZM208 21H209V24H208ZM213 21H214V24H213ZM185 22V23H184ZM189 23V25H187L188 23ZM203 22H204V24H203ZM218 22V23H219ZM225 22V21H224ZM180 23V24H179ZM187 23V24H186ZM211 23V24H210ZM178 24V27L176 28L175 26ZM183 24V25H182ZM192 24H194V25H192ZM210 25V26H208V25ZM215 24H216V26H215ZM173 25H175L174 27H175V29H174V27H172ZM180 25V26H179ZM195 25H197L196 27H195ZM202 25H204V26H202ZM223 25V24H222ZM185 26V27H184ZM205 26H206V28H205ZM183 27V28H182ZM193 27H194V29H193ZM202 27V28H201ZM207 27H208V29H207ZM213 27H215V28H213ZM174 30H173V29ZM178 28H179V31H181V32H179L178 31ZM186 28H187V30H186ZM199 28H201V29H203V31H205V29L207 30V32H205L206 33V36H205V34L202 32V30H200ZM205 28V29H204ZM183 29V30H182ZM186 31H185V30ZM196 29H198L202 34H204L203 36H201V38L202 37H204L203 39H197V38H199L200 37V34H198L199 33V31L197 32V33H194L195 31H197ZM214 29V30H213ZM168 30V31H169ZM172 30L173 31H178V33L176 34V36H175V33L174 32H172ZM167 31V32H168ZM182 31H184L183 33H184V35H185V33L186 32H189L188 34L186 33V37H183L184 35H183V33H182ZM192 33V34H191ZM213 33V34H212ZM171 34V35H170ZM173 34V35H172ZM180 34V35H179ZM183 36H182V35ZM198 34V35H197ZM201 34V35H202ZM179 37H178V36ZM190 37V38H188V36ZM176 37V38H171V37ZM197 36H199V37H197ZM181 37V38H180ZM182 37L183 38H185L186 40H184V39H182ZM193 37V38H192ZM215 40H212V38ZM169 39V41H168V39ZM187 38H188V40H189V43H188V40H187ZM165 39H167V41L165 40ZM172 39H174L175 41H173ZM176 39H177V41H176ZM180 41H179V40ZM205 39V40H204ZM154 40H156V41H154ZM160 40H162V41H160ZM164 40V41H163ZM173 42H172V41ZM182 40H184V41H182ZM196 40V41H195ZM199 40V41H198ZM217 40H219V39H217ZM144 41H147V39L146 40H144ZM195 41V42H194ZM215 43H214V42ZM161 42V43H160ZM166 44H168L167 46L165 45V43ZM192 42V43H191ZM213 42V43H212ZM218 42H220V40L218 41ZM155 43L157 44V45H155ZM169 43H171V44H169ZM176 43H177V45H176ZM184 43V44H183ZM195 44V46H196V49H195V46H194V44ZM198 43V44H197ZM187 46H186V45ZM193 44V45H192ZM214 44H215V46L216 47H213L214 46ZM189 45H191V46H189ZM198 45H200V46H198ZM210 45V46H209ZM213 45V46H212ZM220 45V46H219ZM156 46H158V47H156ZM175 46H178L177 48H178V50H179V48H181V46H182V50H184L185 51V49H184V46H185V48H187V51L186 52H189V53H185V52H183V53H185V54H183L182 52L180 53V51H181V49L178 51L177 50V48H175ZM208 46H209V48H208ZM213 47L212 49L210 48V47ZM153 47H155L154 48V50H153ZM160 47H162V48H160ZM175 49H174V48ZM193 47V51H192V49H190V48H192ZM220 48L221 50H219V52H218V50L216 49V48ZM148 48V49H147ZM199 48V49H198ZM191 50V51H189V50ZM224 49V50H223ZM163 50V51H162ZM167 50V51H166ZM195 50H196V52H195ZM198 50V51H197ZM208 50V51H207ZM214 50H216L218 53H216L215 52V54H217L214 58H213V60H210V59H212V54H211V57L210 58H208L209 56H210V53L213 51L214 52ZM175 51H177V53H179L180 54V57H181V59H179L180 57H179V54H176L177 55V57H179V58H175L176 56H175V54L174 53H176ZM209 51H211L210 53H209ZM158 52V53H157ZM205 52H207V55L208 56H206V53ZM160 53V54H159ZM171 53H173V54H171ZM190 53L191 54H193V53H197L196 54V59L193 57V56H191L190 55ZM148 54V53H147ZM165 54H166V56H165ZM168 54H170L169 56H168ZM184 55L183 57L181 56V55ZM189 56V58H187V55ZM215 54H213V55H215ZM143 57V59H142V57ZM160 55H163L162 57L160 56ZM174 56V59H175V61H174V59L172 58V56ZM186 55V56H185ZM164 56H165V58H164ZM191 56V57H190ZM195 56V55H194ZM170 57V58H169ZM185 57V58H184ZM162 58V59H161ZM163 58H164V60L165 61H163ZM167 58H168V60H167ZM182 58H184V59H182ZM231 58V57H230ZM230 58H228L229 60H231ZM146 59V58H145ZM159 59H160V61H161V63H160V61H159ZM170 59V60H169ZM191 59L193 60V61H191ZM227 59V60H228ZM176 60L178 61V60H183V61H185L186 62V60H187V63H188V65L186 64L185 65V67L186 66H189V64L191 65V67H193V63H195L196 62V64H195V68L193 67L192 69H190V68H185V67H181V68H178V67H180V66H178L177 67V65L179 64H176ZM189 60V61H188ZM42 61V62H41ZM145 61V60H144ZM153 61L155 62L156 61V65L155 64H152L153 63ZM162 61H163V63H162ZM175 62V64L173 65V63ZM180 62V61H179ZM42 63L43 64H45L46 65V67H44V65H42ZM206 64V65H205ZM34 65H35V67H37V68H34ZM147 65V66H148ZM214 65H210L209 67H211V66H213L212 68H210V70L211 69H213L214 68ZM53 66V67H54ZM147 66H146V69H148L147 68ZM148 66V67H149ZM157 66V67H158ZM205 66H206V68H205ZM216 66V65H215ZM43 67V68H42ZM44 68H45V70H46V72H45V70H44ZM47 68V69H46ZM176 68H178V69H181V71H182V69H184L183 70V72H184V74L183 73H181L180 72V70H177ZM28 69V70H27ZM37 69V71H35ZM173 69H175V70H173ZM186 69H188V71L186 70ZM51 70V71H50ZM190 70H192V71H190ZM210 70H208V71H210ZM214 70V69H213ZM213 70L212 71H210V72H213ZM20 71H16V73L18 74H20L21 72ZM43 71V72H42ZM147 71V70H146ZM156 71V70H155ZM154 71V72H155ZM185 71H187L188 73H192V74H187V72L185 73ZM199 71L201 72V73H199ZM208 71H207V73H208ZM215 71V70H214ZM52 72H61L62 74H64L65 76H63L62 77V75H61V73L60 74H58V75H55V74H57V73H52ZM101 72H102V74H101ZM159 72V74H161V73H163L162 71L160 72V70H157V73ZM169 72V75L171 74L172 75V73H170ZM203 72H205V77L206 78H208L209 76L206 74V71H203ZM50 73V74H49ZM104 73V74H103ZM142 73L143 72H141V76H143L144 74H146V73H144L143 75H142ZM157 73H155V77H156V74ZM196 73V74H195ZM214 73V72H213ZM212 73V74H213ZM42 74H44V75H42ZM130 74V73H129ZM132 74H134V73H132ZM136 74H134V75H136ZM158 74V75H159ZM167 74L168 73H164V74H161V75H157L158 77V79H160L161 77H162V75H163V77H169L170 78V76H167ZM173 74V75H174ZM209 74H211V73H209ZM30 75V76H29ZM53 75H54V77H53ZM59 75H61V76H59ZM172 75V80H171V82L173 81V77H174V80L176 79V77H175V75L173 76ZM189 75V76H188ZM191 75H192V77L194 78H191ZM207 75V76H206ZM29 76V77H28ZM44 76V77H43ZM51 76V77H50ZM94 76V75H93ZM93 76H91L90 78H95V77H93ZM184 76V77H183ZM185 76H188V77H186L187 79H189V80H187L186 78H185ZM213 76V75H212ZM23 77V78H22ZM28 77V78H27ZM53 77V78H52ZM66 77V78H65ZM135 77V78H134ZM180 77V76H179ZM190 77V78H189ZM210 77H211V75H210ZM40 78H41V80H40ZM122 78V79H123ZM23 79V80H22ZM36 79V80H35ZM65 79V80H64ZM73 79V80H72ZM84 79V78H83ZM82 79V80H83ZM87 79H89V77L87 78ZM163 79V78H162ZM185 79H186V81H185ZM38 80V81H37ZM44 80V81H43ZM54 80V81H53ZM82 80H80V81H82ZM134 80V83L132 82ZM161 80V79H160ZM177 80V79H176ZM185 82H184V81ZM196 82V83H198V85L197 84H191V83H195L194 81ZM20 83H19V82ZM42 81V82H41ZM67 81V82H66ZM71 81H73L74 82V85L72 84L73 82H71ZM75 81H77L76 83H75ZM193 81V82H192ZM26 82H27V84H26ZM31 82V83H30ZM50 82V83H49ZM80 83V85H79V83ZM132 82V83H131ZM216 82V81H215ZM215 82H213V83H215ZM188 83V84H187ZM20 84H22V85H20ZM87 84V83H86ZM85 84V85H86ZM100 84V83H99ZM124 84V85H123ZM203 84V85H204ZM20 85V86H19ZM49 85H50V87H49ZM79 85V86H78ZM82 85V86H81ZM197 85V86H196ZM214 85V84H213ZM14 86H17V84L15 85L14 84ZM13 86V88H15ZM35 86V87H34ZM92 86H93V89H92ZM188 86V87H187ZM28 87V88H27ZM65 87V88H64ZM70 87V88H69ZM77 87V88H76ZM79 87V88H78ZM89 87V88H88ZM95 87V88H94ZM193 87V88H192ZM15 88V89H16ZM37 88V89H36ZM39 88H42L41 90L39 89ZM69 88V89H68ZM98 88V90H96ZM162 88V87H161ZM196 88V89H195ZM197 88H199V89H197ZM215 88V87H214ZM14 90L15 92L16 91H18V90ZM31 89V90H30ZM81 89V90H80ZM111 89V88H110ZM121 89V90H122ZM126 89V90H127ZM137 89V90H138ZM173 89V88H172ZM31 92H30V91ZM33 90V91H32ZM40 91V92H38V91ZM71 90V91H70ZM96 90V91H95ZM154 90H155V88H154ZM194 92H193V91ZM13 91V92H14ZM27 93H26V92ZM46 91V92H45ZM47 91H48V93H47ZM94 91V92H93ZM100 91V92H99ZM112 91V90H111ZM189 91V92H188ZM191 91V92H190ZM196 91V92H195ZM201 91V90H200ZM14 92V93H15ZM18 92V93H19ZM38 92V93H37ZM45 92V93H44ZM81 92V93H80ZM95 94V93H97L98 95L96 96V94L95 95H93V93ZM133 92V93H134ZM170 92V94L172 95V97L170 96H168V93ZM203 92V91H202ZM202 92H201V95H204V94H202ZM18 93H17V96H19L18 95ZM30 93V94H29ZM40 93V94H39ZM65 93V94H64ZM112 93H113V91H112ZM142 93V92H141ZM140 93V94H141ZM152 93V94H151ZM192 93V94H191ZM204 93V92H203ZM47 94H49V95H47ZM73 94V95H72ZM91 94V95H90ZM100 94V95H99ZM175 94V95H176ZM190 94V95H189ZM194 94H196V95H194ZM24 97H23V96ZM47 95V96H46ZM114 95V94H113ZM143 95V94H142ZM198 95V96H197ZM153 96H155V95H153ZM165 96H167V98L169 97V101H171L172 100V98H174L173 99V102H172V106H171V108H170V103H169V101H168V99L165 97ZM181 96V97H180ZM211 96H213V95H211ZM23 97V98H22ZM33 97V98H32ZM45 97V98H44ZM151 97V96H150ZM164 97H165V99H166V101H168L167 103H169L168 105H167V103H166V101H164ZM183 97V98H182ZM187 97H189V98H187ZM195 97V98H194ZM82 98V99H81ZM154 98V97H153ZM170 98H171V100H170ZM199 98V99H198ZM46 101H45V100ZM157 99H163L162 100V104H161V108H159L160 106H158V104L157 103H159V100H157ZM182 99V100H181ZM193 99V100H192ZM198 99V100H197ZM27 102H26V101ZM31 100V101H30ZM32 100L33 101H35L34 102V104L33 103H31L32 102ZM40 100V101H39ZM54 100V101H53ZM58 100V101H57ZM186 100H187V102H186ZM188 100H190V101H188ZM195 100V101H194ZM21 102L22 101V103H24L25 105H27L28 107H25L24 105H22V106H24V107H22V106H20L21 104L19 103L18 104V102ZM70 101V102H69ZM73 101V102H72ZM127 101V103H125ZM139 101V100H138ZM138 101H137V104H138ZM157 103H156V102ZM176 101V102H175ZM196 101H198V102H196ZM202 101V102H201ZM26 102V103H25ZM57 104H56V103ZM62 102V103H61ZM69 102V103H68ZM101 103V104H98V103ZM153 102V101H152ZM160 102H161V100H160ZM164 102H165V104H166V107H168V108H170L169 110L170 111H173V113L172 112H170L169 110L168 111H166L167 109H165L166 107H163L164 109H163V111L164 112H167V114L165 113L164 114V112L163 111H161L162 110V106H165V104H164ZM179 102V103H178ZM184 102V103H183ZM191 102V103H190ZM196 102V103H195ZM205 102V101H204ZM203 102V103H204ZM78 103V104H77ZM116 103H118L117 105H116ZM122 103V104H121ZM124 103L127 105H124ZM173 103H175V105H173ZM47 104V105H46ZM71 104V105H70ZM87 104V105H86ZM96 104L97 105H99V106H101L100 108H98V110H95V106H96ZM108 103H105L104 105H107ZM133 104H135V105H133ZM151 104V103H150ZM159 104V105H160ZM206 104H207V102H206ZM206 104H205V106H206ZM210 104V103H209ZM212 104V103H211ZM103 105V107L105 108V106ZM130 105V106H129ZM133 105V106H132ZM140 105V104H139ZM179 106V108H178V106ZM180 105H184V106H180ZM195 105V106H194ZM38 106H39V108H38ZM108 106V105H107ZM107 106H106V108H107ZM129 106V107H128ZM176 106H177V108H176ZM190 107V109H189V107ZM205 106H204V108H205ZM212 105H210L209 107H211ZM214 106V105H213ZM47 107V108H46ZM79 107V108H78ZM86 107H87V109H86ZM102 107V108H103ZM123 107H125V108H123ZM127 107V108H126ZM140 107V108H139ZM146 107V108H145ZM183 107V108H182ZM208 107V108H209ZM46 108V109H45ZM84 108V109H83ZM92 108V109H91ZM105 108V109H106ZM108 108H107V110H108ZM137 108H139V110L142 108V111H143V113H144V111H147V112H150V114L148 115V117H147V115L145 116V114L146 113H144V114H142V118L140 117V112H142L141 110H140V112H138L139 110L137 109ZM145 110H144V109ZM158 108H159V113H158ZM173 108H175V109H173ZM207 108V107H206ZM10 109V113H11V110ZM48 109V110H47ZM77 109V110H76ZM113 109H114V111H113ZM119 109H120V111H121V109H122V111H121V113L122 114H120L119 112ZM125 110V112H124V110ZM147 109H149V111L147 110ZM154 109V110H155ZM203 108L201 107V109H200V111L202 110ZM214 109V108H213ZM45 110H46V112H45ZM129 110V111H128ZM132 110V111H131ZM138 110V111H137ZM175 110V111H174ZM181 110V111H180ZM186 110V111H185ZM188 110V111H187ZM196 110V111H195ZM206 110V109H205ZM23 111V112H22ZM44 111V112H43ZM89 113H88V112ZM95 111H97V112H94ZM116 111V112H115ZM135 111H137V112H135ZM161 111V112H160ZM176 111H178V112H176ZM185 111V112H184ZM194 111V112H193ZM15 111H13V113L12 114H9L8 113V115H6L7 117L5 118L4 117V120L7 122V123H12V125H14V127L15 126H19V125H21V124H19V123H30V125H31V122H28L26 119H28L27 118V116L28 115H25V113H23V114H20V112L18 113V114H20L19 116L16 114V113H14ZM53 112V113H52ZM102 112H104L103 114H105L103 117H102V115L103 114H100V115H97V114H99V113H102ZM128 112V113H127ZM163 112V113H162ZM184 112V113H183ZM193 112V113H192ZM196 112V113H195ZM7 113V112H6ZM39 114V113H41L40 115H38V117L40 116V117H43V118H37L36 116V114ZM44 113H46V114H44ZM79 113V114H78ZM85 113V114H84ZM118 113L121 115V116H118ZM126 113V114H125ZM131 113V114H130ZM135 113V114H134ZM170 113H172V114H169ZM175 113H177V114H175ZM179 113H181V114H179ZM186 113V114H185ZM193 115H192V114ZM195 113V114H194ZM14 114V115H13ZM82 114H84V115H82ZM129 114H130V117L128 118L127 116H129ZM136 114H139V115H136ZM162 114V115H161ZM184 116H183V115ZM10 115H12V116H10ZM22 115L23 116H25V117H22ZM41 115H43V116H41ZM96 115V116H95ZM134 115H136V116H139L138 118H136ZM144 115V116H143ZM182 115V116H181ZM187 115V116H186ZM16 116V117H15ZM21 116V120L19 119V117ZM28 116V117H29ZM33 116V117H32ZM49 116V117H48ZM98 116H100L101 118V120L99 119V117ZM117 116V118L118 119H116L115 117ZM132 116V117H131ZM166 116H168V117H166ZM172 116V117H171ZM181 116V117H180ZM190 118H189V117ZM192 116V117H191ZM127 117V118H126ZM137 120H139L138 121V123L136 122V119ZM143 117H144V124L142 123V121L140 122V119H142L143 120ZM162 117V118H161ZM166 117V118H165ZM169 117H171V118H169ZM195 117V116H194ZM23 118V119H22ZM24 118H26L25 120H24ZM32 118H33V120H32ZM35 118V119H34ZM56 118V119H55ZM92 118V119H91ZM104 118V119H103ZM120 118V119H119ZM126 118V119H125ZM147 118L148 119H150V120H152V121H155V123L154 122H151L150 124V126L148 127L147 126V124H149V122L147 121ZM169 118V119H168ZM176 118V119H175ZM181 118V119H180ZM184 118V119H183ZM38 119V120H37ZM45 119V120H44ZM128 119V120H127ZM157 119V120H156ZM164 119V120H163ZM166 119V120H165ZM174 119V120H173ZM179 119V120H178ZM188 119V120H187ZM9 120V121H8ZM16 120V121H15ZM37 120V121H36ZM41 120V121H40ZM42 120H44V121H42ZM88 120V121H87ZM91 120H93V121H91ZM94 120H95V122H94ZM99 120V121H98ZM102 120H104V121H102ZM120 120V121H119ZM123 120V121H122ZM131 120V121H130ZM134 120V121H133ZM170 120V121H169ZM178 121V123H177V121ZM181 120H183L182 122H181ZM186 120V122H187V124H186V122H184ZM29 121H30V119H29ZM98 121V122H97ZM115 121H116V123H115ZM131 123H130V122ZM160 121V122H159ZM162 121H163V123H162ZM168 121V122H167ZM176 121V122H175ZM199 121L200 120H197V124L199 123ZM17 122V123H16ZM111 122H113L114 123V125L115 124H117V125H115V127L116 126H118L117 127V129L114 127V131H117V132H119L118 134L121 136V138L122 139H120V137H119V135L117 134V136H116V133L117 132H115V133H113L112 131L113 130H111L110 128L112 127H109V123L110 124H112ZM121 122V125L120 124H118V123H120ZM125 122V123H124ZM127 122V123H126ZM133 122H135L134 124H132ZM139 122H140V124H139ZM148 122V123H147ZM183 122L185 123V125L183 124ZM44 123H46V124H44ZM72 123V124H71ZM90 123V124H89ZM94 123V124H93ZM107 123V124H106ZM145 123H147L146 124V127L144 126L145 125ZM158 123H160V124H158ZM168 123H170V125H168ZM173 123V124H172ZM191 123L189 124V125H191ZM63 124V125H62ZM97 124V125H96ZM125 124H127V125H125ZM143 124V126L145 127V128H147V129H145V128H143V126H141ZM158 124V125H157ZM163 124V125H162ZM164 124H165V126H164ZM167 124V125H166ZM177 124V125H176ZM200 124V123H199ZM198 124V125H199ZM72 125V126H71ZM102 125L104 126V129H106L107 128V130L108 131H110V133L112 132L113 133V136L115 137V138H112L111 136H109L110 134L109 133H106L105 132V130L102 132V130L101 129H99L100 127L101 128H103L102 127ZM122 125H123V127H122ZM140 125V126H139ZM153 125V126H152ZM156 127H155V126ZM189 125H188V127H189ZM195 125H196V123H195ZM197 125V126H198ZM65 126V127H64ZM92 126V127H91ZM99 128H98V127ZM119 126L121 127L120 129H119ZM128 128H127V127ZM137 126V127H136ZM163 126V127H162ZM168 128H167V127ZM170 126H171V128H170ZM173 126H175L174 128H176L177 130H179L180 129V127L182 126H184L183 128L181 127V129H182V131H181V129L179 130V131H176V129L174 130V128H173ZM197 126H195V129H196V127ZM36 129H35V128ZM86 127V128H85ZM89 127V128H88ZM99 129V130H101V132L100 131H98L97 130V128ZM112 127V128H113ZM124 127H125V129H124ZM139 127V128H138ZM151 127V128H150ZM157 127H160V129L159 128H157ZM164 127H166V129L164 128ZM179 127V128H178ZM194 127V126H193ZM193 127H192V129H193ZM199 127H200V125H199ZM201 127H203V128H205L204 126H201ZM41 128V129H40ZM91 128V130H89ZM143 128V129H142ZM149 128V129H148ZM155 128H157V129H155ZM185 128V129H184ZM186 128L188 129V130H186ZM191 128V127H190ZM74 129V130H73ZM119 129V130H118ZM122 129V130H121ZM135 129V130H134ZM141 129V130H140ZM145 129V130H144ZM153 129V130H152ZM195 129H193V130H195ZM36 132H35V131ZM38 130V131H37ZM77 130H80V131H77ZM87 130V131H86ZM96 131V133H94L95 131ZM106 130V131H107ZM124 130H126L125 132H123ZM133 130V131H132ZM137 130V131H136ZM141 132H139V131ZM150 130V131H149ZM166 132H165V131ZM206 130V129H205ZM75 131H77V132H75ZM94 131V132H93ZM107 131V132H108ZM135 131V132H134ZM147 133H145V132ZM159 131V132H158ZM162 131H164V133L162 132ZM176 131V132H175ZM187 131H189V132H186ZM196 131V130H195ZM197 131H199V129H197ZM38 132V133H37ZM50 132V133H49ZM57 132V133H56ZM74 132V133H73ZM80 132H82L81 134H83V135H81L80 134ZM84 132H85V134H87V135H85L84 134ZM99 132V133H98ZM121 132H123V134H121ZM128 132V133H127ZM138 132V133H137ZM144 132V133H143ZM150 133V135H149V133ZM155 132V133H154ZM160 132L162 133V134H160ZM174 132V133H173ZM180 132V133H179ZM206 132H208L209 134H211V136L210 135H208ZM62 133V134H61ZM73 133V134H72ZM101 133H102V135H101ZM104 133H105V135H104ZM111 133V134H112ZM135 133V134H134ZM158 133H159V135H158ZM169 133V134H168ZM178 133V134H177ZM183 133H185L184 135L186 136H183ZM213 133V132H212ZM78 134V135H77ZM96 134V135H95ZM109 134V135H108ZM131 135V137H130V135ZM158 135V136H156V135ZM167 134L169 135V137L167 136ZM173 134L175 135V138H177V139H175V138H173L174 136H173ZM177 134V135H176ZM179 134L181 135V136H179ZM188 134H189V136H188ZM190 134H191V137H190ZM207 135V138L205 137L206 135ZM56 135H58V136H56ZM62 135V136H61ZM76 135V136H75ZM81 135V136H80ZM93 135L95 136V140H94V138H93ZM138 135V136H137ZM142 137V139H141V137ZM149 136V138L147 137V136ZM152 135H153V137H152ZM161 135H163V136H161ZM248 135H249V137H248ZM250 135H252V134H247V138L245 139L246 140V142L249 140L250 141V139H251V136ZM79 136V137H78ZM86 136V137H85ZM88 136V137H87ZM92 136V137H91ZM105 136V137H104ZM106 136H109L108 138L110 139H114V141H115V139L116 140H118V142H116L115 141V143H119V144H115L112 140L110 141L108 138H106ZM162 137L161 138V140L160 139H158V137ZM179 136V137H178ZM186 139H184L183 140V137ZM194 136V137H193ZM196 136V137H195ZM213 136H215L214 135V133H213ZM30 137V138H29ZM44 137V138H43ZM74 137H76V138H74ZM83 137V138H82ZM97 137V138H96ZM117 137H118V139H117ZM147 137V139L145 140V138ZM168 137V138H167ZM181 137H182V139H181ZM193 137V138H192ZM41 138V139H40ZM78 138H82V139H78ZM91 141H89L88 139ZM92 138V139H91ZM104 138V139H103ZM140 138V139H139ZM150 138H153L152 140L150 139ZM164 138V139H163ZM170 138V139H169ZM191 139V141H192V143H191V141H188L189 139ZM201 140H200V139ZM202 138H203V140H202ZM249 138V139H248ZM36 139V140H35ZM40 139V140H39ZM45 139V140H44ZM73 139H75V140H73ZM98 139V140H97ZM169 139V140H168ZM172 139V140H171ZM192 139H194V140H192ZM197 139H199V141L197 140ZM204 139H205V141H204ZM248 139V140H247ZM253 139V138H252ZM42 140V141H41ZM73 140V141H72ZM87 140H88V142H87ZM102 140V141H101ZM105 140H106V142H105ZM108 140V141H107ZM129 140V141H128ZM136 140V141H135ZM166 140H168L169 142H170V144H169V142H167ZM171 140V141H170ZM173 140H175L174 142H173ZM180 140H182L181 142H182V144H181V142H180ZM57 141V142H56ZM71 141V142H70ZM82 141H84V142H82ZM124 141V142H123ZM160 141V142H159ZM177 141H179L180 143L178 144L177 143ZM196 141H198L197 143H196ZM201 141V142H200ZM214 143H213V142ZM44 142V143H43ZM72 142H76V143H72ZM94 142V143H93ZM103 142H104V144L106 145V146H102L103 145ZM108 142V143H107ZM110 142V143H109ZM122 142V143H121ZM131 142V143H130ZM133 142V143H132ZM184 142H186V143H184ZM203 142V143H202ZM212 142V143H211ZM250 142H252V140L250 141ZM250 142L248 143L247 142V144H246V146H245V148L247 149V150H250V148L251 147H255V145L254 146H252V145H250ZM254 142V141H253ZM252 142V143H253ZM30 143V144H29ZM97 143V144H96ZM107 143V144H106ZM112 143H114V144H112ZM151 143V144H150ZM154 143V144H153ZM177 143V144H176ZM207 143V144H206ZM56 144V145H55ZM74 144V145H73ZM85 144V145H84ZM87 144H88V146H87ZM93 144V145H92ZM127 144V145H126ZM129 144V145H128ZM150 144V145H149ZM161 144V145H160ZM173 144V145H172ZM198 146H196V145ZM213 144V145H212ZM35 145V146H34ZM52 145V146H51ZM67 145H69L68 147H67ZM76 145H77V147H76ZM99 145V146H98ZM112 145H114L115 147H117V150L118 149H120V150H118V152H116V149H115V147L113 146V147H111V148H113L114 149V151H112L111 152V150L112 149H110L109 148V152L107 151L108 150V147H110V146H112ZM126 145V146H125ZM134 145V146H133ZM146 145H148V146H146ZM155 145L157 146V145H160V148H162V149H160L158 146H157V148L155 147ZM166 145H169V146H166ZM182 145V146H181ZM195 145V146H194ZM201 147H200V146ZM204 145V146H203ZM206 145V146H205ZM212 145V146H211ZM233 145V144H232ZM250 145V146H249ZM46 146V147H45ZM71 146V147H70ZM86 146V147H85ZM92 146V147H91ZM108 146V147H107ZM120 146V147H119ZM131 146H132V148H131ZM172 146H174V147H172ZM185 146V147H184ZM187 146V147H186ZM189 146V147H188ZM203 146V147H202ZM211 146V147H210ZM31 147V148H30ZM41 147V148H40ZM54 147V148H53ZM84 147V148H83ZM96 147V148H95ZM99 147V148H98ZM102 147V148H101ZM104 147H106V149L104 148ZM165 147V148H164ZM172 147V148H171ZM182 147V148H181ZM217 147L219 148V153H217L216 154V152H218V150H217ZM37 148H38V150H37ZM53 148V149H52ZM57 148V149H56ZM78 148H79V150H78ZM87 148H89V149H87ZM92 148V149H91ZM101 148V149H100ZM151 148V149H150ZM154 148V149H153ZM172 150H171V149ZM177 148V149H176ZM180 148V149H179ZM189 148V149H188ZM196 149V150H194V149ZM201 150H200V149ZM203 148V149H202ZM209 148H211L210 150H209ZM215 148H216V152H215ZM34 149V150H33ZM41 149H42V151H41ZM64 149V150H63ZM75 151H74V150ZM136 149H138V150H136ZM144 149V150H143ZM166 149H168V150H170L171 152H169L168 150H166ZM192 149V150H191ZM208 149V150H207ZM228 149V150H227ZM22 150V151H23ZM96 150V151H95ZM100 150H102V151H100ZM134 150V151H133ZM146 150H148V153H147V151ZM152 150H158L157 151V154H156V151L155 152H153ZM161 150V151H160ZM181 150V151H180ZM184 150V151H183ZM213 150V151H212ZM48 151H50V153L48 152ZM51 151H53V152H51ZM55 151H57V152H55ZM91 154H89L88 152ZM100 151V152H99ZM106 151V152H105ZM123 151V152H122ZM131 151V152H130ZM168 151V152H167ZM187 151H189V152H187ZM192 151H194V152H192ZM207 151H208V153H207ZM259 151V150H258ZM258 151H256L255 150V156L257 157V155L259 154L260 155V157H262L263 156V158L262 159H264V151H263V149H262V152L261 153H259ZM39 152H40V154H39ZM55 152V153H54ZM67 152V153H66ZM71 152V153H70ZM74 152V153H73ZM79 152V153H78ZM96 152V153H95ZM104 154H103V153ZM126 152V153H125ZM142 152V153H141ZM145 152V153H144ZM153 152V153H152ZM160 152V153H159ZM162 152V153H161ZM167 152V153H166ZM186 152V153H185ZM197 152V153H196ZM199 152V153H198ZM204 152V153H203ZM24 153V152H23ZM42 153V154H41ZM53 153V154H52ZM62 153V154H61ZM63 153H65L66 155H64ZM87 153V154H86ZM93 153H95V154H98V153H100V154H98V157L95 155V154H93ZM109 153H111L110 154V156L111 157H109ZM131 155H130V154ZM137 153V154H136ZM150 153V154H149ZM154 154V156L152 155V154ZM180 153H182V154H180ZM184 153V154H183ZM192 153V154H191ZM193 153L196 155V157L197 158H195V157H193L194 155H193ZM200 153H202V154H200ZM258 153V154H257ZM36 154V155H35ZM46 154V155H45ZM49 154V155H48ZM85 154V155H84ZM89 154V155H88ZM105 154H107V156H106V158H105ZM114 154V155H113ZM122 154H123V158H122ZM135 154V155H134ZM152 155L151 157H152V159H151V157L149 158V156L148 155ZM167 154H168V156H167ZM185 154H186V156H185ZM188 154V155H187ZM198 154V155H197ZM205 154H206V156H205ZM214 154H216L215 156L217 157V156H219V157H217V160H218V162L216 161V157H215V160H214V158H212V157H214V156H212V155H214ZM24 155H25V153H24ZM40 157H39V156ZM69 155H71V156H69ZM82 155H83V157H82ZM133 155V156H132ZM140 156V158H139V156ZM156 155H158V156H156ZM160 155V156H159ZM163 155H164V158H165V160L163 159ZM166 155V156H165ZM192 156V158H191V156ZM209 155V156H208ZM259 155H258V157L256 158L255 157V163H254V166L255 167H257L258 169L259 168H261V169H263L264 168V165L262 166V164H259V165H256V163H261V161L263 162V164H264V160H259V159H261V158H259ZM262 155V156H261ZM35 156V157H34ZM43 156V157H42ZM50 156H51V158H50ZM62 156V157H61ZM65 156V157H64ZM72 156H74V157H72ZM85 156V157H84ZM97 157V158H95L94 157V159L93 158H91V157ZM120 156H121V158H120ZM127 156V157H126ZM134 156H135V158H134ZM172 156V157H171ZM186 158H185V157ZM204 156V157H203ZM212 156V157H211ZM25 157H26V155H25ZM26 157V158H27ZM39 157V158H41V164H39V159H37V158ZM49 157V158H48ZM103 157H104V159H103ZM108 157V158H107ZM114 158V160L112 161V159ZM154 157H156V158H154ZM158 157V158H157ZM162 157V158H161ZM181 157H183V158H181ZM188 157V158H187ZM209 157V159L208 160H206L207 158ZM223 156H221V158H222ZM34 158L35 159H37V161H36V163H34L35 162V160H34ZM80 158V159H79ZM91 158V159H90ZM116 158L118 159V160H116ZM126 158V159H125ZM138 158V159H137ZM149 158V159H148ZM172 161H170L169 159ZM173 158V159H172ZM177 158H179V160L177 159ZM181 158V159H180ZM200 159V161H199V159ZM205 158V159H204ZM210 158H211V160L213 159V161H211L210 162ZM259 158V159H258ZM28 159V158H27ZM31 159V158H30ZM29 159V160H30ZM50 159V160H49ZM110 159V160H109ZM120 159L122 160L121 162H124V163H122V165H121V162H120ZM157 159V160H156ZM167 159V160H166ZM192 159V160H191ZM257 159L260 161V162H258L257 161ZM105 160V161H104ZM107 160L109 161V162H107ZM126 160V161H125ZM131 160V161H130ZM137 160H138V162H137ZM144 162H143V161ZM152 160V161H151ZM174 160V161H173ZM187 160L189 161V163L187 162ZM203 160H205V161H203ZM43 161H45L44 163H42ZM61 161V163H64V162H62ZM65 161V160H64ZM82 161H80V163L82 162ZM117 161H119V165H118V162ZM127 161L128 162H131V165H130V163L128 164L127 163ZM167 163H166V162ZM169 161V162H168ZM179 161V162H178ZM185 161V162H184ZM195 161V162H194ZM201 161H203V163L201 162ZM216 161V162H215ZM257 161V162H256ZM100 162V163H99ZM103 162V163H102ZM105 162H107V163H105ZM114 162H116L117 163V165L114 163ZM125 162H126V164L129 166V167H127L126 166V164H125ZM136 162V163H135ZM157 162V163H156ZM162 162V163H161ZM170 162H171V164H170ZM180 162L182 163V164H180ZM184 162V163H183ZM187 162V163H186ZM210 162V163H209ZM30 163V162H29ZM83 163H81V164H83ZM88 163V162H87ZM92 163H94V162H92ZM102 163V164H101ZM114 165H113V164ZM151 163H156V164H152L151 165ZM159 163H161V164H159ZM192 163L194 164V165H192ZM211 163V164H212ZM39 164V165H38ZM88 164H91V163H88ZM108 164V165H107ZM110 164V165H109ZM138 164V165H137ZM178 164V165H177ZM185 164V165H184ZM201 164V165H200ZM83 165H86V164H83ZM135 165V166H134ZM149 165H150V167H149ZM156 165H158V166H156ZM159 165H165V166H159ZM175 165V166H174ZM202 165V166H203ZM82 166V165H81ZM87 166V165H86ZM109 166V167H108ZM114 166V167H113ZM120 166H121V168H120ZM122 166H123V168H122ZM138 166V167H137ZM180 166V167H179ZM188 169H186V171H188V175H189V173L191 174L190 176H188V177H185L184 175L187 173L186 171H184V169H185V167ZM188 166H190V165H188ZM206 166H208L209 168H207ZM94 167H95V169H94ZM134 167V168H133ZM149 167V168H148ZM156 169H155V168ZM158 167L160 168V171H162L161 173L162 174H160V171H159V169H158ZM163 167L165 168V169H163ZM82 168H84L83 166H82ZM112 168V169H111ZM117 168V169H116ZM119 168V169H118ZM129 168V169H128ZM143 168V169H142ZM153 170H152V169ZM175 168V169H174ZM216 168V169H215ZM256 168V170H255V172H257V169ZM96 169H98V170H96ZM122 169V170H121ZM135 169V170H134ZM163 169V170H162ZM172 169V172L170 171ZM89 169H87V170H85L84 169V171H88ZM94 170V171H93ZM95 170H96V172L97 171H99L100 170V172L98 173H96L95 172ZM106 171V172H108V173H106V172H103V171ZM111 172H109V171ZM127 172H126V171ZM146 170H148V172L146 171ZM149 170H152L151 171V173H150V171ZM156 170V171H155ZM167 170V171H166ZM168 170H169V172L170 173H168ZM182 170V171H181ZM80 171V172H79ZM119 171V172H118ZM128 171H130V172H128ZM202 171V172H201ZM102 172V173H101ZM165 172H167V173H165ZM186 172V173H185ZM258 172H259V170H258ZM257 172V173H258ZM93 173V174H92ZM101 173V174H100ZM104 173V174H103ZM124 173V174H123ZM129 173V174H128ZM131 173V174H130ZM140 173H142V174H140ZM146 173V174H145ZM148 173V174H147ZM155 173H157V174H155ZM172 173V174H171ZM196 173V175H199L197 172H193V174H195ZM214 173V174H213ZM82 174V173H81ZM127 174V175H126ZM153 174V175H152ZM167 174V175H166ZM184 174V175H183ZM229 174H234V175H229ZM228 175L229 176H231L232 178H230L228 175H226L225 177L227 178V180L228 179H230V180H228V186H229V189L231 190V189H234V191L233 190H231V191H233V192H235L236 190H237V186H240V187H243V189H246V186L247 185H243V184H246V183H248V180H247V178L244 180V179H242V174H241V172H239L238 170L236 171V170H233V171H231V173H229ZM235 174H236V176H235ZM100 175V176H99ZM125 175V176H124ZM140 175H142V176H140ZM145 175V176H144ZM149 175V176H148ZM161 175V176H160ZM184 176V177H182V176ZM239 175V176H238ZM95 176V177H94ZM97 176V177H96ZM107 176V177H106ZM119 176V177H118ZM129 176V177H128ZM134 177V180L132 179L133 177ZM138 176H140V177H138ZM144 176V177H143ZM154 176V177H153ZM155 176H156V178H155ZM163 176H165V178L163 177ZM167 176V177H166ZM171 177V179H170V177ZM199 176H201V175H199ZM206 176V175H205ZM216 176L218 177V178H216ZM91 178V180L93 181H91L90 180V178ZM93 177L94 178H96V180H93ZM101 177V178H100ZM103 177H104V179H103ZM116 177V178H115ZM127 177V178H126ZM137 177V178H136ZM143 177V178H142ZM163 177V178H162ZM173 177V178H172ZM207 177V176H206ZM229 177V178H228ZM242 179H240V178ZM86 178V179H87ZM99 178V179H98ZM122 178V179H121ZM130 178V179H129ZM147 178V179H146ZM151 178V180H149ZM183 178V179H182ZM192 178H193V176H192ZM235 178V179H234ZM111 179V180H110ZM118 179V180H117ZM137 181H136V180ZM141 179H144V181L143 180H141ZM153 179V180H152ZM162 179V180H161ZM165 179V180H164ZM169 179V180H168ZM174 179V180H173ZM175 179H177L178 181H176ZM214 179H218L217 181L216 180H214ZM236 179H237V181H236ZM241 180V182H243V180L244 181H246V182H243V184L241 185L240 183V181L239 180ZM84 180V181H83ZM101 180V181H100ZM121 180V181H120ZM129 180V181H128ZM132 180H133V182H132ZM148 180V181H147ZM164 180V181H163ZM170 180H172V181H174V182H172L171 181V184L172 183H174V184H170V186H165L166 188H164V184L165 185H169L168 184V181H170ZM232 180V181H231ZM90 181V182H89ZM94 181H96L95 183L97 184V183H99V184H97V185H95L94 184ZM105 181V182H104ZM109 183H107V182ZM113 181V182H112ZM120 181V182H119ZM125 181V182H124ZM130 181L132 182V183H130ZM136 181V182H135ZM151 181V182H150ZM156 183H155V182ZM91 184V182H92V184L90 185V186H92L93 185V187H94V189H93V187H90L88 184L89 183ZM116 182H118V183H116ZM147 182V183H146ZM159 182V183H158ZM167 184H166V183ZM184 182V183H183ZM227 182V181H226ZM230 182V183H229ZM251 181H249V183H250ZM122 183V184H121ZM125 183V184H124ZM136 183H138V184H136ZM148 183H150L151 184V186H150V184H148ZM161 183H162V186H163V190L161 189ZM164 183V184H163ZM182 183V184H181ZM186 183V184H187ZM249 183H248V185H249ZM254 183V182H253ZM114 184V185H113ZM131 184L132 185H134L135 184V186H131ZM143 184V185H142ZM153 184V185H152ZM186 184H184L185 186H187ZM80 185H81V187H80ZM99 185H101L100 187H99ZM107 185V186H106ZM119 185V186H118ZM126 185V186H125ZM145 185V186H144ZM155 185V186H154ZM190 185H188L187 187H185L184 186V192L186 191V189H188L189 188V186ZM253 185H255V183L253 184ZM88 186V187H87ZM97 186V187H96ZM109 186V187H108ZM116 186V187H115ZM118 186V187H117ZM121 186V187H120ZM141 186V187H140ZM142 186H144L143 188H142ZM158 186H160V189H159V187ZM177 186H179V185H177ZM179 186V187H180ZM236 186V187H235ZM256 186V185H255ZM254 186V187H255ZM46 187V186H45ZM102 187H104L105 188V190H104V188L102 189ZM127 187V188H126ZM132 189H131V188ZM137 187V188H136ZM146 187V188H145ZM150 187V188H149ZM172 187H174V188H172ZM183 187V186H182ZM181 187V188H182ZM233 187V188H232ZM238 188V193L237 192H235L234 193V195L233 196H231L232 195V193H231V197L229 198V197H227V202L229 203V205L233 208V212H235L234 210H236V212L237 213H240V214H238L237 215V213H234L235 215H236V217H234V214H233V216H232V218H233V220H234V226H233V231H234V237H235V239H234V237H233V241L231 242L232 244H231V248H234V249H232V251L231 252H233V254L235 255H233L234 257H236L237 255V262H238V264H240L241 262V264H245V262H246V264H264V235H259L260 236V238H259V236H258V238H257V236H255L254 238H256L255 240H254V238L253 237H251V239H253L252 241L255 243V245H254V243H251V241L250 242H248L249 241V237L248 236H244L245 234L244 233H246L245 231H244V229H243V227H245V226H243V225H245L246 224V221L247 220H249L247 217H250L251 216V214L249 215V210L251 209V208H253V206L251 205V204H249L250 206H251V208H248V209H245V208H242V206H241V204H239L240 202H239V200H238V198H239V196H237V195H240V193H239V189H242V188ZM64 188V189H63ZM88 188L90 189V190H88ZM93 190H92V189ZM142 188V189H141ZM149 188V189H148ZM155 188H157V189H155ZM256 188V187H255ZM48 188H46V190H47ZM63 189V190H62ZM82 189H84V192H81V190ZM85 189H87V190H85ZM95 189H97L96 190V192H95ZM102 190L101 192L99 191V190ZM135 189V193L133 192V190ZM139 189H141V190H139ZM153 189H155L156 191L157 190H159V192L160 191H163V193L161 194V195H159V192L157 193H151L152 191H153ZM183 189V188H182ZM62 190V191H61ZM106 191V192H104V191ZM144 190V191H143ZM147 190V191H146ZM149 190H151L150 191V193H149ZM172 192H171V191ZM192 190H193V186L192 187H190V189H189V191H190V193L192 192ZM62 192V194H64V195H62L61 194V192ZM85 191L86 192H88V191H91V193H87V195H89V196H91V197H93V195L95 194V196H97V198L99 197V195L101 194V197L102 196H104V198H101V197H99V199L100 200H103V199H105V201H106V199H107V196H108V199H110L111 201L113 200L114 202H112V203H110L111 201L110 200H108V201H110V202H108V201H106V203H108L107 204V207H104L105 205H106V203H103V201H101L102 203H103V205L102 204H100V201L97 199V202H96V198L95 197H93V198H91L90 197V199H92V202L94 201L95 203H97L96 205H98L99 204V206L98 207H100L101 206V208H100V210L101 211H103V210H106L109 206V203L111 204L110 206H111V208L113 209V207L114 208H117L118 206L120 207V206H122V204L125 202V203H128V204H123V206L122 207H120V208H123V207H125L124 205H126V207L125 208H123V211H120L121 209L119 208L118 210L120 211V212H125L124 214L123 213H117L118 211H114V213H116L117 215L119 214H122L123 216H117L116 214H115V216L113 217L112 215L114 214L113 212H112V210L109 208L108 210H111L110 211V213L108 214V210L105 212V211H103L104 213L103 214H101V215H103L105 218V220H109V219H111L110 220V222L111 221H113V220H115V222L117 223V224H115L114 223V221L112 222L113 223V225H115V226H113L112 225V223L110 224V222L109 221H107V224H110V225H112L111 226V228L110 229H112L113 227H115V228H117V229H115V228H113V229H115V230H117L116 232L115 231H113V229L111 230V232L108 234L107 233V235H109V236H104L103 234H102V232H105V230L103 229L104 227H102V226H104V224H106V223H104V220H101V219H103V217L100 215V217H99V219H98V216H94L95 218H97V220L95 221V219H94V217H93V215H91V213H90V218H92V219H94L92 222H93V224H92V222H87V223H89V225L87 226L85 223V221H87L88 220V218L89 217H87V220H86V217L85 216H87V213L85 212L86 210H87V208H88V205L91 203V201H90V199H89V204H88V202H87V200H86V198L84 199V198H82V197H88L89 198V196H85L86 194H85ZM97 191H99V192H97ZM111 191V192H110ZM139 191V192H138ZM141 191H142V194L143 195H141ZM188 191V190H187ZM230 191V192H231ZM93 192H95V193H93ZM104 192V193H103ZM119 193V194H117V193ZM134 194H133V193ZM147 193V195H146V193ZM154 192V191H153ZM178 192H182V191H180V190H178ZM99 193V194H98ZM103 193V194H102ZM106 193V194H105ZM122 193V194H121ZM128 193V194H127ZM133 194V196H132V194ZM169 193H168V195H169ZM176 193H177V191H176ZM250 193V192H249ZM84 196H83V195ZM98 194V195H97ZM131 194V195H130ZM151 196H150V195ZM158 194V195H157ZM182 194H184L183 192H182ZM66 195V197H64ZM107 195V196H106ZM125 195V196H124ZM140 197H139V196ZM167 195V196H168ZM171 195V194H170ZM236 195V196H235ZM111 196V197H110ZM145 196V197H144ZM146 196H148L147 198H146ZM150 196V197H149ZM164 196H166V193L164 194ZM163 196V197H164ZM241 196V195H240ZM63 197V198H62ZM67 197H69V199L67 198ZM118 197V198H117ZM122 197H124V198H122ZM129 197V198H128ZM133 197H135L136 198V201H135V199L133 198ZM142 197H143V200H140V199H142ZM161 197H159V198H161ZM95 198V199H94ZM139 198V201L137 200ZM146 198V199H145ZM158 198V197H157ZM232 198L234 199V200H232ZM62 199H66V202L63 200V202H62ZM67 199H68V201L70 202L69 204H68V202H67ZM84 199V200H83ZM128 201H127V200ZM130 199H132V200H134L135 201V203H133V201L132 200H130ZM145 199V200H144ZM149 199V200H150ZM85 200H86V203H85ZM119 200V201H118ZM126 200V201H125ZM61 201V202H60ZM80 201H84V203L85 204H87V206L86 205H84L83 204V207H82V202H80ZM99 201V202H98ZM121 201V204L120 203H118V202H120ZM141 201V202H140ZM146 201V202H147ZM60 202V203H59ZM65 202V203H64ZM116 202V203H115ZM239 202V203H238ZM65 205H64V204ZM67 203V204H66ZM71 203L72 204H74V205H72V207L73 206H75L73 209L70 207V205H71ZM238 203V204H237ZM61 204V205H60ZM78 204V205H77ZM105 204V205H104ZM114 206H113V205ZM117 204H119L118 206H117ZM91 205H92V203H91ZM91 205H89V206H91ZM136 205V206H135ZM143 205V204H142ZM248 205V206H249ZM253 205H254V203H253ZM69 206V207H68ZM86 208H85V207ZM117 206V207H116ZM127 206H129V207H127ZM63 207V208H62ZM92 207V206H91ZM103 207L104 208H106V209H103ZM62 208V209H61ZM65 208V209H64ZM67 208H69V210L67 209ZM71 208V209H70ZM83 208V209H82ZM84 208L86 209V210H84ZM179 209H181V207H178ZM89 209H91L92 210V208H90L89 207ZM87 210V211H89L90 212V210ZM125 209V210H124ZM128 211H127V210ZM139 209V208H138ZM137 209V210H138ZM67 210L72 214V212H73V210H74V214L73 215H69V212H68V214H67ZM182 210H184V208L182 207ZM246 210H248V212L246 211ZM80 211V212H79ZM84 211V212H83ZM100 211V212H101ZM136 212V211H135ZM75 213H76V215H75ZM86 213V214H85ZM106 213V214H105ZM113 213V214H112ZM248 213V214H247ZM107 215V216H111V218L110 217H107V216H105V215ZM112 214V215H111ZM246 215V216H244V215ZM241 215H243L244 216V218L246 219H244ZM249 215V216H248ZM60 216V217H61ZM65 216V217H64ZM74 216V217H73ZM92 216V217H91ZM67 217H69V218H67ZM71 217H73L72 219H71ZM85 217V218H84ZM67 218V219H66ZM84 218V219H83ZM89 218V220L88 221H90L91 219ZM243 218V219H242ZM64 219V220H63ZM77 219V220H76ZM83 219V220H82ZM236 219H237V221H236ZM242 219V220H241ZM66 220V221H65ZM85 220V221H84ZM117 220V221H118ZM122 220V219H121ZM239 220H240V222H239ZM84 223H83V222ZM94 221H95V223H96V225H95V223H94ZM100 221H103V223L104 224H102V223H100ZM245 222V223H244ZM65 223H63V225L65 224ZM68 223V222H67ZM67 223H66V225H64V227H63V225L61 226V228L63 229H65V227L67 226ZM85 224L87 227H84L83 225H81V224ZM242 223H244V224H242ZM248 223V222H247ZM62 224V223H61ZM69 224V223H68ZM91 224V225H90ZM99 224V225H98ZM120 224H122V221H121V223ZM119 224V225H120ZM240 226H239V225ZM82 226V227H84V228H81L80 226ZM237 225V226H236ZM247 225H249V224H246V226ZM91 226V227H90ZM95 226V227H94ZM98 226V227H97ZM107 226H109V225H107ZM106 225H105V227H107ZM122 226H123V224H122ZM242 226V227H241ZM78 227H80V228H78ZM102 228L103 230H102V232L101 231H99V229L98 228ZM90 228V229H89ZM95 228V229H94ZM107 228H109V227H107ZM63 229V230H64ZM79 229V230H78ZM106 229V228H105ZM236 229V230H235ZM83 230V231H82ZM101 230V229H100ZM107 230H108V232L110 231L109 229H106V232H107ZM154 230V229H153ZM77 231H79V232H77ZM155 232H156V230H154ZM106 232H105V235H106ZM121 231H119L118 233H117V235H120L121 233H120ZM65 233V232H64ZM63 233V234H64ZM78 233V234H77ZM95 233V234H94ZM97 233H99V234H97ZM120 233V234H119ZM151 233V231L147 234V235H151V237L154 239V240H151L152 238L151 237H149V236H147V235H145V236H147V237H145V238H148L149 237V239H150V242L152 241V243H154L155 244V242H157V238H159V234H158V232L157 233H153L152 232V234H150ZM236 233V234H235ZM239 233V234H238ZM66 234V233H65ZM103 236H102V235ZM158 234V235H157ZM241 234H242V236H241ZM79 235V236H78ZM90 235H91V237H90ZM156 235H157V237H156ZM236 235V236H235ZM112 236V237H113ZM154 236L156 237V238H154ZM245 238H244V237ZM92 237H94V238H92ZM103 237H105V238H103ZM108 237V238H107ZM111 237V241H113L114 239ZM122 237V235L120 236V238ZM82 238H84V239H82ZM97 238H99V239H97ZM106 238H107V240H106ZM116 238L118 239V237L116 236ZM119 238V239H120ZM90 239V240H89ZM92 239H94V240H92ZM100 239H105V245H108V247H109V250H111V251H108L107 253L104 251V249H102V247H105V245L103 244H101V240ZM109 239V240H108ZM156 239V240H155ZM250 239V240H251ZM258 239H259V242H258ZM77 240V241H76ZM79 240V241H78ZM81 240H83V241H81ZM240 240H241V243H240ZM89 241H91V242H89ZM110 241V242H111ZM154 241V242H153ZM236 241V242H235ZM243 241V242H242ZM64 242V241H63ZM67 242H69V243H67ZM86 242H87V244H86ZM96 242V243H95ZM102 242H103V240H102ZM106 242H107V244H106ZM78 245H77V244ZM84 243V244H83ZM94 243V244H93ZM104 243V242H103ZM239 243V244H238ZM256 243H257V245H256ZM68 244V245H67ZM91 244V245H90ZM100 244V245H99ZM110 244H112V242L110 243ZM153 244V245H154ZM237 244V245H236ZM241 244V245H240ZM249 244V245H248ZM251 244H253V246L252 247H250V245ZM69 245H71V246H69ZM93 245V246H92ZM102 245V246H101ZM155 245H157V244H155ZM86 246V247H85ZM100 246V247H99ZM234 246V247H233ZM246 246V247H245ZM248 246V247H247ZM259 246V247H258ZM78 249H77V248ZM91 247H92V249H91ZM95 247V248H94ZM107 247V246H106ZM108 247L107 248H105V249H107L108 250ZM257 247L259 248V249H257ZM88 248H90V249H88ZM93 248H94V250H93ZM231 248H229V250H231ZM240 248V249H239ZM245 248V249H244ZM261 248V249H260ZM84 249V250H83ZM102 249V250H101ZM63 250V251H64ZM96 250V251H95ZM101 250V251H100ZM99 251V252H98ZM103 251L105 252L104 254H103ZM235 251V252H234ZM62 252V251H61ZM83 252V253H82ZM100 252H102L101 254H100ZM216 252V251H215ZM238 252H240V253H238ZM247 252V253H246ZM249 253V254H248ZM103 254V255H102ZM237 254V255H236ZM102 255V256H101ZM80 256H82V257H80ZM101 256V257H100ZM102 257H104V258H102ZM245 257V258H244ZM249 257V258H248ZM258 257V258H257ZM85 258V259H84ZM100 258V259H99ZM87 259H89V260H87ZM239 259H240V261H239ZM245 259V260H244ZM259 259V260H258ZM256 260V261H255ZM80 261V260H79ZM80 261V262H81ZM90 261L92 262V263H90ZM100 261V262H99ZM262 261V262H261ZM83 262V261H82ZM81 262V263H82ZM88 262V263H87ZM93 262H95V263H93ZM240 262V263H239ZM260 262V263H259ZM85 263H82V264H85Z\"/></svg>",
	"mask_w": 264,
	"mask_h": 264
}]
</instances>
